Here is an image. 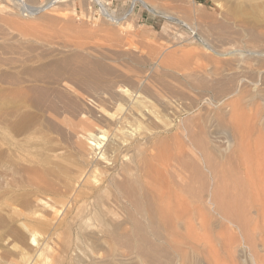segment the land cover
<instances>
[{"label":"rangeland","instance_id":"obj_1","mask_svg":"<svg viewBox=\"0 0 264 264\" xmlns=\"http://www.w3.org/2000/svg\"><path fill=\"white\" fill-rule=\"evenodd\" d=\"M2 1L5 3V5ZM14 1H16V0H13V2L11 0H1L4 7L8 8V6H10L8 8L9 11H8V9L6 10L8 13L11 11L10 9H12L13 11L15 10V11L12 13L10 12L11 13V14L9 13L10 15L5 12V16L2 14L4 17L2 15L0 16V17H2V22L0 20V63H2L4 61L2 64H0V71H1L0 72V78H1L0 79L1 80V82H0V84H1L0 90L1 91L0 92H3L5 94L6 92H4V91L8 90V95H6L7 93L5 94L6 97H5V95H3V93L2 94L0 93V96H2V97L4 96L5 98H7L6 100H5V98H2L4 100H2L0 98V113H2V112L4 113V110L8 111L7 113L5 112L4 114L3 113L0 114L1 115L0 118H2V120L5 118L4 121L6 122V124H5V122H3V124H5V127H4L3 124L1 123L2 120L0 119V264H149V263L155 264L156 260H157L156 261L157 264L159 263V261H160L159 264H163L162 262H164L166 264V260H165L166 258L165 257L169 258V260L167 259V261L172 260V262H173V263H171V261H170L167 264H174V263L177 264V262L174 261V257H171L172 255L174 256L173 251L169 248L161 247V246H163V245H160L162 243H160L159 241H155V238L152 236V235H155V233H162V232H163L162 234H167V233H165L166 230H164V228L161 225V223L159 222V218H158L159 210H164L167 207H165L166 203L163 204V201H161L160 205H158V202L160 201L158 195H160V194H156L158 196L157 197L154 193H150V192H152V190L147 189L149 186H150V189L153 188V192L157 193V190H159V191H161V193H165V195L168 193L170 194L169 195L170 198L168 197L169 199H167L168 201H170V203H167L168 205H166V206H169L170 209H169V207L167 210L165 209V213L168 212V210L170 211V212H168V213H170L169 218H171V216L173 217V219L172 218L170 219L171 220L170 222H171L174 230H176L175 229L176 224L174 222L176 220L175 216L179 212L182 213V217L186 213V211L189 212V215L192 214L191 216H189L188 214H187V216H186V214L184 215V217H185V218L183 217L184 220L185 221L187 220V222H185V224L183 223L184 220L180 215L181 213H179L177 215V216H179V218L177 217L176 222H179L180 225L178 223L177 225L179 226V228H178V226H176V228H178L179 233L181 231V233L185 235L187 233L186 232L187 228H186V230L182 229V228H184V227H182V225H184L185 227L187 225H189V227L191 229L192 228L191 226L193 223L192 220L195 219L196 217L198 219L200 218L199 221H201L203 219L201 221L203 223H204L207 216L210 217V219L207 217L209 220L207 219L206 226L209 222H211L208 224L209 225L208 227L204 226L205 224L203 226L201 223L197 224L196 221H198V219L197 220L195 219V221L193 220L194 223L197 224V225H194V223H193V230H197L196 229L197 227L199 229L196 231V232H198V234L196 232L193 234L192 233L193 230L192 229H191L192 231L190 230V232L194 235V237H196V235H198V236H200V237L197 236L199 238V240L202 241V239H203V241H204V240H206L205 238L207 236H211L214 243H211L212 240L210 241L208 239L209 238L208 237L207 241H204V242L208 246L210 244H213L212 247L209 248L210 246L208 247L206 244H204V242L201 243V241L197 240L198 238L196 239L193 237V235H191L190 237L191 238L193 237V238L190 239L189 241L186 239L187 240L186 245L188 248V246H189L188 244L190 242V247L193 246V248L191 247L192 250H190V251L192 252L195 249H197L196 255H195V251L192 252L194 254L193 255L188 250L190 248L187 249L186 247H184L183 249H187L185 251H189L190 255H192V258H193V256H194V258H195V256L198 257L197 259H199V260L201 258L200 262L202 261L201 262L202 264L203 263L205 264L207 262L206 259H209L208 261L212 262L213 259L217 260L216 258L219 257L220 250H222V248H220V246H223L224 251L222 250L221 252L223 253V252H225V250H226V252L227 251L228 252L225 254V256L222 253L220 254L219 259L224 256L223 257L224 260L221 258V260H222L221 263L227 264L228 262L230 263L231 261H233L230 264H250L249 260L252 261L251 258H253V257H251V254H252L251 251L254 249L253 254H252V256H253L254 253L256 252V249H257V248L255 249V245H256V243H258V242H255V240L258 241V237L256 236L257 235V232H256L257 213H256V210H255L256 208L254 207V205L250 204L251 201H250L248 194H247V186H245L246 184H244L243 179H244L245 173H246L245 169L249 166H250L251 170L254 169L256 171V169L258 170L259 168H261L262 171H264V157L263 158L260 157V156L264 155V148H263L264 147V143H263V140H264V130L263 129L264 128L260 124H258V122L255 123V121L257 119L254 120V122H253V119L250 120L251 116L254 119L256 116H258L257 114L260 113L261 105H262L260 100H258V98H256V97H255L256 99L253 98L254 100H250V97L256 93H254L255 90H253L252 86L249 84V80L252 78L254 79L256 77L255 76L256 74L254 75V73H252L253 70L251 72V71L244 70L242 68H238V70L237 69L235 70V68H233L231 71L234 70L237 72L236 75L239 78L238 80L240 81V78H241V80L243 78L242 81H244V82H242L241 85H244V86H242L243 88L237 87L238 89H241V90H238V92L235 95H233V94L227 95L229 90H226V88H225L226 86L224 88H222V91L224 89L223 93L222 92L216 93V91H214V89H210V90L209 89H202L199 87H194L192 85L187 86L186 84L188 81L183 80L182 79L183 77L181 76L184 71L180 72V70H182L183 67H185L182 63L183 61H185V60L189 61L190 59H192L191 62L194 63L192 67L198 68L196 70L202 71L203 70L202 66L204 65L203 68L205 70L204 71L205 74L207 73L208 76L213 75L212 72H214L215 67L217 66L216 69H218V68H220V66H223V64L221 63L222 64L221 65L218 63V65H216L217 63H214V65H213L210 60H208V63H207V60L204 58H202V60L203 61L205 60L206 62H203L201 59L199 61L197 60L198 61L197 62L195 58L197 57V55L199 57L201 55H203L204 51L201 53L202 50L198 49V46L195 45L193 42L196 41V39L198 40V38H200L204 41L206 40L205 42L206 43L208 42V44L212 43L211 44L212 46L214 43L213 47H216L218 45V44H216L217 43L216 41H218V42L220 41L219 45H221V47L218 45L216 48L222 49V48H224L223 44L226 47L230 46V42H227L228 39L226 40L227 37L225 35V29H226V31L228 29L231 31H237L238 30L237 26L242 25L243 22H247L248 24H250L254 28L261 29V30L264 29V6H263L264 3H262V5H259V6H261V8L259 9L260 11L258 12L259 14L257 15L258 18L257 17L255 18L254 16L249 15V12L246 13L245 11H243V9L241 7L242 5L240 4L241 1H238V0H228V1L227 0H155V1H153L152 0L153 2H155L154 4L151 5V7L153 8L152 12H149L146 9H142L140 7V5L137 4L133 10V13L130 14L131 17L130 16L125 17L123 19L124 21L120 20L119 22H117V24H114L111 21H108L106 19V17H104V18H103V16L98 17L99 14L94 13L93 8H92V11L90 13L92 15H89L87 12V3L83 0H65V2H64V0H60V2H59L60 6L58 5V2H57L56 4L58 6L56 4L53 5L54 7L51 8L52 10H50V8L42 9L41 11H39L40 13L39 12L37 14L35 13L32 16H29L30 13L27 12V10L24 9V7H22L21 5H20L21 6L20 7L18 5L19 3H17V1H16V3H14ZM52 1H55V0H50V1L49 0H31V1L25 0V2H27V3L29 2L28 4L27 3L26 4L32 6L31 8H33V9H35L34 8L35 4L36 5L38 4L37 6L35 5L36 8H39L40 6H41V8H42V6H43V8H45L46 4L48 5ZM103 2L106 3L108 6H111L112 10H115L116 14H120V15L126 14L129 10V8L131 7V0H103ZM169 5H171V6H169ZM12 6H13V8H12ZM16 10L18 13L16 12ZM13 13L15 14V17H16L15 18L13 16L15 18L13 20V22L15 24L14 23L10 24L9 21H11V20L8 21V19L10 18V16L12 18ZM162 13L166 14L167 16L168 15L171 17L174 16V18L172 17L171 21L166 20L165 18H163ZM126 19H128V21ZM68 20H69V22H68ZM5 21H7L9 24H7ZM51 22H53V24ZM123 22H125V23L128 22V23L123 25L122 24ZM184 22H186L188 25H190L189 27L193 29V31L195 32L196 35L192 34V32L187 27H185L183 25ZM51 24L54 26H52ZM112 24H114V25H112ZM47 25H49V26H47ZM250 25H248V26H250ZM216 26H217V28H216ZM218 28L219 29L221 28L222 30L220 29L221 30L220 31ZM2 30H3V33L1 32ZM214 30H216V31H214ZM217 32L219 33V35ZM38 36L39 37H42V36H44V37L48 36L49 37L50 36V38L51 37H53V38L52 39L48 38V39H50L48 42L47 38L46 39L39 38ZM30 37H34V38L36 37V40L34 38H33L34 39L33 40ZM54 38H55L56 42H58L60 40L62 41L63 39L67 42L68 41L70 42V40H71V42H70V44H72L71 46H74L73 45L74 41H76V42L78 41V42H80V44L84 43V45L82 44L83 50H87L86 48L90 47L92 49L93 48H96V50L98 49L97 51L98 52L100 51L101 53L102 52L104 53V51H107V52H105V53H107V55L108 54L112 55L113 53H115L116 55H121L125 59V60H122V62H124V63H122L120 59H118L119 61L117 59H115V60H117V63L116 62L114 63V64H116V66L121 67L124 64V66L122 68H127V67L129 68L130 63H131L130 68H132V64H133V66H136L135 64H138V67L141 66L143 68V71H145V73H144L145 78H148V77H150L151 79H153L152 77H157V78L160 77V79L163 78V80L161 81L162 82L161 84L164 83V85H166L168 82H170L171 84L170 83H168V84H170L173 87V89L175 88L174 89L175 91L174 90L171 91L172 88L169 90V92H172L171 96H174V94L180 96V97L177 96L178 98L174 96L173 97L174 100L178 101V99L180 98L179 99L180 102H182L184 104H186L187 102H190V103L193 102V103L197 104L196 105L197 107L195 106L196 109L194 108L195 110H193L192 113L177 116L174 119L173 128L169 129L167 131L168 133L166 132V130H164V131L158 132L156 136H153L154 140L152 139V142L154 141L155 142V143L153 142L154 145L160 147V150L164 153V157L166 159H167V157L172 158V160H171L172 165H173V163L175 164V162H177V159H178L177 153H180V151H181V150H179V148L182 149V147H184L183 152H185L186 155L183 152H181L180 158H182L181 156L184 155L183 156L184 158H182V160H183V162L187 161L188 162L187 164L189 166L191 165L190 166L191 168L189 167V169L191 171H192V168L194 167L193 172L196 173L198 180L196 178V182H195L194 179L196 176L194 173H193L194 175L191 176L192 172L188 171L189 170L188 168H187V171L185 168H184V170L181 169V171H179L180 169L175 167L176 170L177 169L178 170L176 171L177 173H174L175 170H173L172 166L167 164L168 166H171V170L170 169L168 170V168H170V167H168L167 169L165 168L167 170L166 171L164 169V167H166V165L164 163H167L166 162L167 160L165 158H163V156H162V159L163 160L165 159V160L163 161V163L162 162H160V163H162V166L164 165V167L159 168V166H158L159 162H156L155 164H158V165L155 166V164H154L155 168H153V162H155V161H152L153 159H151L149 157H146V159H145L144 153H142L140 155H141V158H142V156H144V158H142L143 159L142 162H143V165L144 164L145 165L143 166L141 163V165L143 167L141 165H139V167L137 166L136 168H134L135 170L131 169V171H130V173H132L131 176L126 175L122 171L121 165H124V164H121L119 161L116 162V164L112 165V167L109 166L107 168H103L102 166L101 167L99 166V167L91 168L93 171L91 170V172H90V168L88 167V165H86L84 157L82 155L72 151L71 147L67 143H64L61 141V138L58 134H56L54 132H53L54 134L52 133L49 125L47 124V121L45 123L46 118H45L44 114H42L41 112H38L37 110L30 107L29 105H26L25 104L26 102H18L15 105V103L13 104L12 101H9V97L14 98V96L13 97L11 96L12 93H10V92H13V91H10V89L13 90L14 87H12L11 85L9 87V85L7 84V82H8L7 80L9 79V76L7 78L6 75L11 76L15 73L13 75L12 79H15L17 75H18L17 78L20 75H21V77H23V79H24V77H26L24 80L21 77H19L18 79L21 78L20 80H22L24 83L26 80L27 83H25V84L30 85L29 83H31V82H29V80H30L29 75H27V73H25L23 71L20 72V70H22L23 67L24 68L27 67V69H30V68L32 69V67L34 66L33 69H35V68H37V66L39 67L40 65H42V63L40 61V58H42V57L45 58V59L42 58V60H43L42 62H43V64H45V62L48 63V61H51L52 59H56L57 57L61 58L62 56H67L70 53L72 54L73 47L69 46L68 49L65 50V51L70 50V51H68L69 53L65 52V51L63 52L62 50L64 48L65 49L67 48V47L62 45L64 40L62 41V44H60L61 41H60V43L58 42L59 44L58 43L56 44V42L54 41ZM136 38H138L139 40ZM191 38H193V39H191ZM37 39L38 40L42 39L41 40L42 42L40 40L38 42ZM236 39H237V36L232 37L233 41ZM28 40H31V41L28 42ZM43 40L46 42H44ZM52 40H53L54 44L57 45V47H56L57 51H55L56 45L53 44ZM72 40H74V41L72 42ZM160 40H161V42H160ZM223 40H226V42L229 45L225 44L226 42ZM25 42H26V44H24ZM32 42H34V43H32ZM50 42H52V43H50ZM234 42L237 44L240 43L238 40H236ZM35 43L36 44L38 43L39 45H35ZM87 43H88V45H87ZM30 44H32V45L30 46ZM47 44L49 46L51 45V47H49V46L45 47ZM80 44H78V45H80ZM186 44L188 45V47ZM237 44H235V45L238 47H239V45H241V43L239 45H237ZM6 45L8 46V49L5 47ZM58 45L59 46L62 45L61 49H59L60 47ZM24 46H25L26 50L29 51V52H26L27 56H26V54H24L26 51V50H24L25 49ZM32 46L36 47L35 52H34V50H33L34 48ZM38 46L41 49V51L46 50L48 53V56L51 53L50 54L51 57L54 54L57 57H55V55H54V58L53 57L51 58L50 56L47 57V55H45V54L39 55V53H43L44 51L41 52L39 50L40 52H38L37 51L39 49ZM40 46H42V47H40ZM169 46H171V47H169ZM20 47H22V48H20ZM31 47L33 48L32 49L33 52L35 54H37L38 56H40V57H38L36 55L39 58V60L37 58V61H35L36 57L33 55H30L32 53ZM9 48H10V50H9ZM11 48H12V50H11ZM51 48H54V49L51 50ZM90 48H88V49H90ZM58 49L60 50V52ZM99 49H101L102 51ZM166 49H167V51H169L168 53H167V51H165ZM162 51L164 54L162 53ZM182 51H184V52H182ZM11 52H13V54H11ZM15 52L18 54H23L24 57H22L23 55L21 57H20V55L18 56V54H16ZM52 52H53V54H52ZM8 53L12 57H10ZM14 53L16 54V56ZM34 53H32V54H34ZM44 53H46V52H44ZM161 53L163 54V57H162ZM195 54H196V57H195ZM41 55H43V56H41ZM127 56H128V58H127ZM191 57H193V58H191ZM6 58H8V59L10 58V60L8 61V59L6 60ZM13 58H15V60H13ZM19 58H21V59L25 58V60L24 59L21 60ZM162 58H164V59H162ZM48 59H50V60H48ZM155 59H157L160 66H162L160 69V73L161 72L164 74L167 73V76H165L164 74H161V76H160L159 75L160 73L159 74L156 73L159 76L158 75L156 76V74L154 76L153 75L151 76V73L148 72L150 62L152 63V62L156 61ZM11 60H13V62ZM23 60H24V62L25 61L26 62L24 63ZM178 61H180L181 63H179ZM195 61L198 64L196 63V65H195ZM15 62H16V64H13ZM21 62H22V64H20ZM29 62H30V64H29ZM33 62L35 64L37 62H39L40 65L39 64L35 65V64H33ZM126 62H128V65H126L127 64ZM172 62H173V64H171ZM8 63H9V65H8ZM118 63L119 64L122 63V64L118 65ZM209 63L211 64V66L208 65ZM253 64L256 65L254 62H252L251 65L253 66ZM29 65L30 66L32 65V66L30 67ZM17 66H18V69H17ZM176 66H178L179 68L181 67V68L178 70L176 68ZM200 66H201V69H199ZM7 67H10V68L7 69ZM28 67H30V68H28ZM205 67L207 69H205ZM11 68L13 70H11ZM173 68L175 71L173 70ZM221 68L224 69L223 67H221ZM239 69H241L240 72H239ZM5 71L7 74L5 73ZM172 72H176V74L174 73L175 74L174 75ZM217 72H223V70L218 69ZM16 73H18V74H16ZM177 73L179 75H177ZM238 73H239V75H238ZM22 74H25L27 76H23ZM1 75H5L4 76V78H6L5 84H4L5 80ZM162 75L165 77H163ZM171 75H172V77H171ZM173 76H174L173 80L169 79L170 77L173 78ZM240 76H242V77H240ZM180 78H181V80H180ZM27 79H28V81H27ZM169 80H172V81H169ZM180 81L182 84L180 83ZM185 81H187V82L185 83ZM175 82H177L178 85ZM31 85H32V83H31ZM180 85H182V86H180ZM178 87H180V88L177 90ZM181 87H183V88H181ZM262 87H264V86H261V87L259 86V88H262ZM6 88H8V89H6ZM180 89H182L184 91V93L186 92L187 94H184L182 92V90H180ZM163 91H164V89H163ZM176 91H177V93H176ZM252 91H253V94H251ZM178 92L179 93L182 92V93L179 95ZM224 93H226V94H224ZM224 95H226V96H224ZM2 101L5 103L1 104ZM10 103H12V104L10 105ZM240 103H242V104L240 105ZM22 104L25 105V108L23 107L24 105H22ZM218 104H220V105H218ZM256 106L258 107V109H260L259 111L256 110L257 109ZM5 107H7V108H5ZM15 107L22 109L21 112H20V109L16 110V112L19 111V113L17 115L14 114V112H15L14 108ZM28 109H30V110H28ZM1 110H3V111H1ZM12 112L16 117L12 114ZM28 112H31V115L33 113L38 114L37 117L34 114H33L34 117H33V115L31 116L34 119L36 118L34 121L30 117V113L28 114ZM233 112L236 113L240 117H238L236 114H232ZM8 113H11V115ZM26 113L28 114L27 116H26ZM230 113L232 116L230 115ZM20 114H23V116H25V118L30 117V119H25L21 115L24 118V119H22V117L19 116ZM197 114H199V117ZM253 114H255V115H253ZM3 115H4V118L2 117ZM5 115L9 116V118L5 117ZM39 115L41 117H39ZM233 115H234V118L236 116V119L237 120L239 119L240 122L235 120L233 118ZM11 116L13 118H10ZM220 116H222V117L224 116L225 121H223L224 117L222 118ZM217 117H219L221 119H219V118L217 119ZM37 118H38V120H37ZM205 118H207V120L209 121V125L211 126L210 129L206 128L208 130V132L206 130V132H207L206 133L207 136H205L206 139L203 137L206 150L204 149L202 153L205 155H207V153H208L206 160L211 159L207 163L204 162L205 159L203 160V162H204L203 163L201 160L202 158L201 159L198 158L199 152H196L197 149L194 148L195 150H193V147L189 146V148L192 149V150L190 149L191 153H193L192 151H195L193 154V156H195V157H192V154H189L190 150L186 149L188 147V145L186 143L188 142L190 145V143H191L190 140L192 137L196 138V136H197V138H199L198 136H201L199 133L197 135L193 134V133L199 132V128H198V130H196L197 129L196 126L197 127L202 126L203 121H201V120H203ZM228 118L230 121L233 119L234 120V121L232 120L233 123L235 121H236V123H238V132L236 133L235 140L234 141L231 140V142L229 143V146L226 148H223V146L224 147L226 146L225 145L226 144L225 143L226 136H228V134L230 135V132H228L230 130V128H229L230 124H229ZM246 118L249 119L250 121L247 120ZM10 119L11 120L16 119V121H19V122L23 121V120L24 121L26 120L27 123H28L27 120H29V122L30 121L31 122L29 124H24V121L20 122L19 124H18V122H16V124H18V126H17L15 124V121H13V123L17 127V129H16V127L12 129L11 127H14V126L11 125V127H9V124H7L8 122L12 123V121H10ZM215 119H216V121L214 122ZM226 119L228 121L227 123H226ZM218 120L221 121L220 123H222V122L226 123L224 126H226L225 128L227 130L229 129L227 131L228 133L223 132L226 135H224L222 132L221 133L219 132V131H221L219 128H221L222 126L219 127L220 123ZM40 122H42V123L44 122L45 125L40 123ZM178 123H181V124H178ZM194 124H196L195 127H194ZM216 124L218 125V127L214 128V126H216ZM257 124H258V128H257ZM23 125L25 126V129H22V128H24ZM40 125H41V128H39ZM180 125H183V126H180ZM186 125L188 126L189 129L191 127L193 129L195 128L194 130H196V131H194L192 128L189 130L186 127ZM190 125H191V127H190ZM244 125H245V127L247 126L246 129L244 127H242ZM253 125L256 128V130L254 128L251 130ZM1 126L3 127V129ZM250 126H251V128H250ZM19 127H22L21 128L22 130ZM7 128H8V131H7ZM43 128L44 129L46 128V130H44ZM182 128H183V132L180 131V130H182ZM223 128L224 127H222L221 129H223ZM261 128H262L261 133L263 132L262 134L260 133V130H259ZM39 129L42 132H40ZM175 129L177 131H179V133L175 132L176 131ZM216 129H218L219 131ZM5 130H6V133H5ZM12 130L14 132H12ZM17 130H18V132H17ZM214 130H215V132H214ZM243 130H244V133H243ZM247 130L249 132L252 131L253 134H252V132L248 133ZM192 131H193V133H191ZM210 131H213V133L211 132L213 136L211 135V133H209ZM224 131H225V129H224ZM254 132H255V134H254ZM256 132L258 134H256ZM44 133H46V134H44ZM142 133L143 134L144 133L149 134L148 131H144V130L142 131ZM241 134L243 137L247 136L248 137L247 139H250V141H249L250 143L245 142L247 139L245 137L243 139V137L240 136ZM251 134H252V136L260 135L257 137L258 138L263 137V139L262 140H261V138H259L260 140L256 139L257 137H255V136L252 137ZM228 137L230 138V136H228ZM171 138L172 139L175 138L178 140L173 141ZM179 138L183 142H181ZM160 139L164 143L167 142L166 143L167 146H169V144H171L173 147L171 145L170 146L173 149V151L171 152L170 146H169V149H167V147L161 143L163 145V148L165 146V148L168 150L167 152L168 153L170 152L169 154L167 152L165 153L163 150L166 151V149L165 148L163 150L161 149L162 145L160 146V142H159V141H161ZM188 139H190V140H188ZM239 139H241V140H239ZM185 140L187 142H185ZM212 140H213V143L215 142L214 143L215 146H214V144H212ZM256 140H259V142ZM179 141H180V143H179ZM206 142H208V144H206ZM217 142H218L219 147L216 146ZM239 142L241 144L240 146L238 144ZM254 142L257 145L254 144ZM173 143L175 145H173ZM182 143H184V146L182 145ZM178 144L180 147L176 146ZM248 144H250V145H248ZM261 144H263V145H261ZM208 145L210 146V148ZM255 145H256V147H255ZM258 145L259 146L261 145L260 147H262V148H259ZM15 146H18V147L16 148ZM174 146H176L177 149H175L176 147H174ZM212 146H214V147H212ZM220 146H222V148ZM241 146H242V148H240ZM216 147H217V149L218 148L219 149L218 150L214 149ZM227 148H228V150H227ZM24 149H26V150H24ZM185 149L188 150L189 153H187L188 151H185ZM222 149H224V150H222ZM225 149L227 150V153H226ZM262 149H263V151L261 152ZM175 150L176 151L179 150V152L176 153ZM212 150H214V151L216 150V151L214 152ZM220 150L223 151V153ZM71 152H73V153H71ZM173 152H174V155H172V156L175 157V153L177 155L176 156L177 159L175 160V162L173 160L174 157L171 156V153H173ZM259 152H260V154H259ZM195 153H197V154H195ZM221 153L224 155H221ZM255 153H256V156H255ZM257 153L260 156H257L258 155ZM217 154L221 155V156H216ZM188 155H190L192 158ZM81 156H82V158H81ZM186 156L189 159H187ZM220 157H222V158H220ZM257 157L259 159L262 158L263 159V160L261 159L262 162ZM185 158H186V160H185ZM195 158L196 159L198 158L199 161H197ZM148 159H151L152 163ZM145 160H147V161H145ZM155 160H156V158H155ZM159 160L157 159V161H159ZM192 160H193V162L195 161L196 163L195 162L192 163ZM256 160H259V161L255 162ZM146 162H149V164L151 163L150 164L151 166L150 165L148 166L147 165L148 163L146 164ZM171 162H169V163H171ZM198 162L201 164L203 163L204 165L203 164L201 165ZM210 162H213V163H210ZM258 162H259V164H258ZM260 162L262 164H260ZM117 163H118V165H117ZM197 163H198V165H197ZM208 163H209L210 167L208 166ZM187 164H186V167H188ZM192 164H194L195 166ZM211 164H213L212 167H211ZM256 164L260 165L261 167L260 166L257 167ZM175 165H173V167ZM157 166H158V169H157ZM162 166H160V167H162ZM196 166H199L200 170L196 169V168H199ZM204 166L205 167L207 166V167L201 169V167H204ZM147 167H149V168H147ZM98 168H100V169H98ZM144 168L149 169V171L148 170L145 171ZM152 168L155 169V171H156V169L159 170L158 173L161 170V173H159L160 176H163V172H164L163 170H165L166 172H164V173L168 174V178L172 175L174 176V178H173V176H172V178L175 180V182L172 183L171 177L167 181V175L164 178V176H165V174H164V176L162 177V180L161 181L158 180L159 183L157 181V184H156V185H158V187L163 186L162 187L163 190H161L162 188L156 189L157 187L154 184V183H156V182H154L156 180L153 179L154 178L153 176L151 178H149L152 175V173H150V170L153 171ZM207 168L210 169L211 171L214 168H218V169L216 171L213 170L214 172L213 171L211 172L210 170H206V172H204L205 169H207ZM95 169H97V171H95ZM119 169L121 170V171H119V173L121 172L120 174L118 173ZM139 169H142L141 170L143 173L142 176H141V171ZM195 169L197 172L195 171ZM110 170H113V171H111V173H110ZM108 171H109L110 175L108 174ZM132 171L136 172V173L134 174ZM171 171H173V172L171 173ZM182 171H183L185 178L183 177V174L181 173ZM185 171L187 172V176L189 178L191 176V180L185 175L186 174ZM104 172H106L107 174ZM139 172H140V174H139ZM144 172H147L145 174L146 179H143V178L141 179V177L145 178ZM167 172H169V173H167ZM188 172H190V173H188ZM198 172H200V173L198 174ZM170 173L172 175L169 176ZM201 173L205 174V176ZM253 173H255V172H253ZM104 174H106V175H104ZM123 174H125V175H123ZM133 174L136 176H133ZM176 174H177V176H175ZM178 174H181V175L178 176ZM188 174H190V176ZM122 176H123V178L125 176V179H123ZM132 176L134 178H136L137 180L139 179L138 180L139 182H137L136 180L134 181V179H133V181L131 179V181H132V183L133 182L136 183L135 185H138V187H139L138 191L144 192V194L143 193L141 194V192L140 193L138 192V193L143 198L142 203L144 201L145 208H146V206H148L150 208V209H145L146 213L145 214L142 213V215L140 214L141 216H139V214H137V212L134 211V208L132 206L133 204L130 203V202H132L131 201L132 197L129 196V194L127 196L125 195L126 193H128L127 192L128 189L126 187V186H128V184H124V182L128 183L130 177L133 178ZM147 176H149L148 179L150 181V182L148 181V184H147L148 186L145 185V181L148 180ZM180 176H181V178H184L183 180L185 181V182L184 181L181 182V180H180V182L182 184L179 181H177L178 179H180ZM206 177H208V178L206 179ZM212 177L214 178V180ZM192 178L194 181L193 186H192L193 183L191 182ZM79 179H80V181H79ZM113 179H115L117 182L114 180L111 183V180H113ZM126 179H128V180H126ZM164 179H166V181ZM97 180H99V181H97ZM122 180H124V181H122ZM163 180H164V184H161V182H163ZM120 181H122V182H120ZM169 181H170V183H169ZM188 181H190L191 185L189 183H187ZM176 182L178 183V186H179V184H181L180 186H183L184 183H186L188 185L185 186L186 185L185 184L183 186L184 189L182 187H178V190H177V188H176L177 185L174 186L176 184ZM151 183L153 184L152 186H151ZM167 183L169 186L167 185ZM111 184H112V186H111ZM122 184H124V185H122ZM141 184L144 185V187L146 189L144 187L141 188L140 187ZM195 184H196V186H195ZM159 185H161V186H159ZM166 185L170 188L172 187L170 189L171 192H170V190H169V192H167L169 188ZM208 185H209V187H208ZM229 185H230V187H229ZM115 186H118L117 190H116ZM122 186L126 187L127 190L125 191V188H123ZM153 186L156 188H154ZM173 186L175 187L174 189H173ZM187 187H188V190L192 189L191 193H190V190L189 191L187 190V193H186L185 189H187ZM104 188H106V189H104ZM107 188H108V191H107ZM180 188H182L183 190ZM193 188H195V189H193ZM209 188L212 190H210ZM118 189L121 191H118ZM172 190H174V191H172ZM180 190L182 192L184 191V193H182V192L180 193ZM175 191L176 192L179 191L178 194ZM102 192H104V194ZM119 192L120 193L123 192L122 193L123 195L122 194L118 195ZM188 193H190V194H188ZM192 193H193V195L195 194L194 197H193ZM204 193H206V195ZM208 193H210L211 195H209ZM227 193H228V195H227ZM145 194H146V196H145ZM152 194H154V196H152ZM187 194L192 196L193 201L190 199L191 196L188 197ZM202 194H204L205 198L207 196V198L209 197L210 199L206 198L207 200L204 201L205 198L203 199ZM96 195L98 196L97 198H96ZM172 195H173V197L175 196L177 199L175 197L174 198L176 200L173 199ZM177 195H179V196H177ZM183 195H184V198H185L184 200L186 201V203L189 200L187 204L185 203L186 205H183L185 202L184 200H183L184 202L182 203ZM199 195L200 196L202 195L201 198ZM118 196H119V198H118ZM120 196H122V198H124V196H125V198L128 199L129 201L125 200V202H124V200ZM149 196L150 197L156 196V198L159 201L156 198L155 199L149 198ZM180 196H181V199L178 198ZM218 196H220V198H222L221 202H219L220 199L218 198ZM224 196H226V197H224ZM233 197H235V198L233 199ZM224 198H225V200H224ZM145 199H147V201L148 200L150 201V206ZM150 199H152L153 203L151 202ZM120 200H122L124 203L120 202ZM156 200H157V204L155 203ZM167 200L164 199V202H168ZM177 200H178V202H176L174 204L177 205L176 207L178 209H176L175 205L172 203V202H175ZM210 200L212 201V203ZM202 202L204 205L202 204ZM216 202H218V203L216 204ZM228 202H229V204H228ZM128 203H130L131 205ZM144 203H143V206H144ZM178 203H180V205H183V206L179 207ZM191 203H192V205H191ZM205 203L207 205H209V204L210 205L206 206ZM213 203L216 205L219 204L218 205L219 207L224 208L225 210H223L221 208L223 213H222L221 209L218 208V206L216 208L215 207L216 205H213ZM151 204H153V208H151L152 207ZM162 204L164 207H162ZM188 204H189V206H187ZM194 204H196V205H194ZM223 204H224V206H223ZM240 204H243V206ZM172 205L174 207H172ZM158 206H159V208L161 206V209L157 208ZM192 206H193V209L191 208ZM201 206H202V208H201ZM205 206H206L207 210H206ZM210 206L213 209H210ZM188 207H189V209H188ZM194 207L201 209L204 212L206 211L210 215L208 213H205V214L201 213L200 215L203 217H200L198 214L200 213L201 210L194 209ZM225 207H227V208H225ZM241 207H243V208L241 209ZM181 208L182 209L184 208L186 210H184V209L182 210ZM248 208L250 209L251 212L249 211ZM251 208H253V209H251ZM151 209L154 210V212H155V213L151 212L153 214V216L156 215L155 217H153L154 221L156 220V225H155V222H153V220H152L153 219L152 214L148 213V212H150L148 210H151ZM155 209L156 210L158 209V210L156 211ZM173 209H175V210L181 209V211L180 210H179V212L176 211L177 214H174L175 210H173ZM217 209H219L220 211L219 210L218 211L221 213H219L217 211ZM228 209L231 211V214L233 215V213H234V215L236 217L234 215L232 216L228 212L229 211ZM189 210H191V211H189ZM193 210H195V212H198L197 214L195 213V217H193V215H194ZM215 210L217 211L218 214L216 213ZM254 210H255V212H254ZM182 211L183 212L185 211V213L183 214ZM209 211L212 213H210ZM213 211H215V212H213ZM245 211L246 212L248 211V213L244 214ZM242 212H243V215H242ZM224 213H227L226 217H225ZM129 214L132 217H134V216L137 217V219H139L138 221L140 224H138V221L135 220V217L132 218L131 216H129ZM132 214H134V215H132ZM146 214L148 216H144V220L143 219L141 220V217H143V215H146ZM219 214L220 215L223 214V215L220 216ZM239 214H241V216L243 218H241ZM149 215H151V216L149 217ZM237 215H239V216L237 217ZM244 215H245V217H244ZM222 216L224 218H222ZM231 216L233 217L232 220H231ZM246 216H249V217H247V219H245ZM255 216H256V218H255ZM191 217H193V218H191ZM219 217H221V218L218 219ZM149 218L151 219V221L149 220ZM180 218H182V219H180ZM188 218H190L191 220ZM234 219L235 220L237 219V220L235 221ZM250 219H251V221H250ZM131 220H133V222H131ZM134 220H135V222H134ZM147 220H149L152 223H150L149 221L147 222ZM172 220L174 223L172 222ZM225 220H227V221L229 220V221L226 222ZM241 220H244V222H242ZM245 220L247 222V225H246ZM248 220L250 221V223H248L249 222ZM180 221H182V222H180ZM222 221H223V223H221ZM232 221H234V222H232ZM254 221H256V222L254 223ZM236 222H240L241 224L244 223V224H242V229L244 227H246L245 229H248L249 232H251V230H253V231L250 234L248 231L246 232V230H244V229L243 230L241 229V231L236 229V226H235ZM142 223L145 226L141 225ZM153 223H154V225H153ZM233 223H235V225H233ZM133 224H134V226H133ZM136 224H138V226L140 227L138 229L139 230L138 235H140L141 237H142V235H144V238L145 237L148 238L151 236L152 238L150 237L149 239H151V242H154L153 245H149L146 242L144 243V241H142V243L139 242V243H141V244H139L138 241H136V238L133 237L135 232H136V229H135ZM150 224L153 226V228L155 230L151 228L152 226ZM230 224H232V225H230ZM249 224H251V225L249 226ZM140 225L142 227H144V229ZM159 225L161 228L159 227ZM199 225L202 226V227L200 226L201 229L199 228ZM221 225H222V227H221ZM149 226H150V228H149ZM229 226H230V229H229ZM146 227H147V229H146ZM205 227H206V229L209 228V230L202 229ZM249 227H251V230ZM158 228L161 229V231L158 230ZM141 230H143L142 231L143 234H141ZM178 230H176L175 232H178ZM204 230L209 232L210 235L208 234L206 236L207 233ZM133 231H134V234H133ZM152 231H153V233H152ZM214 231H215V233H214ZM239 231L242 234V236H240L241 234L239 235V233H238ZM244 231H245V233H244ZM202 232H204L203 234L205 237L203 236V234H201ZM150 233H152V234H150ZM211 233H212V235H211ZM231 233L234 235H232ZM229 235L232 237H230ZM239 236L241 238H239V240H238ZM201 237H204V238H201ZM211 237H210V239H211ZM128 238H129V241L132 238V241L134 243L132 241L129 242L127 240ZM230 238L233 240H231ZM244 238H245V240H247L249 242L251 241L252 238H254V239H252L253 241H251L250 243L249 242L245 243V240H242ZM246 238H249V239H246ZM152 239H153V241H152ZM188 239H189V237H188ZM193 239H195L196 242H194ZM208 240L210 241V244L208 243L209 242ZM197 241L201 243V244H198L199 246L197 244H196L197 246L195 245V243H198ZM233 241H235L234 242L235 246H233L234 245ZM191 242L194 244H191ZM229 242H230L231 246L229 245ZM240 242H242V243H240ZM222 243H224V244H222ZM248 243H249V245H248ZM251 243H252V245H251ZM127 244H128V246H127ZM132 244H134V245H132ZM136 244H137V246H136ZM145 244H147V246ZM244 244H245L246 248L244 247ZM227 245H229V247ZM224 246L227 249H225ZM241 246L244 248H241ZM204 247H206V248L204 249ZM238 247L241 248L240 250H244V251H242V254L240 253V250ZM251 247H254V248H251ZM129 248H131L133 251ZM202 248H203L204 252L200 251ZM219 248H220V250H219ZM248 248H250L251 250H249ZM166 249H167L168 253H167V251H165ZM208 249H209V251L210 250L212 251V249H217L218 250V251L216 250L217 252L215 250H213L212 253L215 251L216 253L214 252L213 256H215L216 254H218V255H216V257L211 256L212 258H210L209 255H211L212 253L210 254L208 252ZM140 250L144 251V253L142 252V254L141 253L139 254L138 252H141ZM169 250H170V252H169ZM205 250L208 253H206ZM230 250H232V252ZM247 250L249 252H247ZM164 251L166 253L163 254L162 252H164ZM229 251H230L231 255H229ZM149 252H151V253H149ZM159 252L161 254H159ZM197 252L202 257H200L197 254ZM169 253L170 254L172 253V254L170 255ZM205 253H206V255L209 254V255H207L208 258L206 257ZM143 254L147 255L145 259H144L145 256L142 257ZM167 254H168V256H167ZM236 254H238L239 256L234 258V256H236ZM157 255L161 256V258H159V256H157ZM150 257L152 258L153 261L151 260ZM155 257H156V259H155ZM163 258H165V259L163 260ZM238 258H239V260H238ZM146 260H148L149 262ZM221 260H217L216 262L218 263V261L220 262ZM146 262H148V263H146ZM213 262H215V261H213ZM221 263H219V264H221Z\"/></svg>","mask_w":264,"mask_h":264},{"label":"bare ground","instance_id":"obj_2","mask_svg":"<svg viewBox=\"0 0 264 264\" xmlns=\"http://www.w3.org/2000/svg\"><path fill=\"white\" fill-rule=\"evenodd\" d=\"M12 2H13V0H11ZM17 1V3H19L18 5L20 6H22V7H24V9H26L27 10V12H29L30 13V15L29 16H32V15H34L35 13L37 14L39 11H41L42 9H46V8H50V10H52L51 8L52 7H54L53 5H55L57 2H58V5H59V2H60V0H55V1H52V2H48L49 4L47 5L46 4V7L45 8H43V6H42V8H41V6L39 7V8H36V6L38 5H34V8L35 9H33V8H31L32 6H30V5H27L28 3L27 2H25V0H16ZM16 1H14V3H16ZM28 1V0H27ZM31 1V0H30ZM50 1V0H49ZM84 1V0H83ZM152 3H151V2ZM153 1H155V0H153ZM152 0H131V7L129 8V10H128V16H130L131 17V15L130 14H132L133 13V10H134V8H135V6L137 5V4H139L140 5V7L142 8V9H146V10H148L149 12H152V7H151V5L152 4H154L155 2H153ZM228 1V0H227ZM238 1H241L240 2V4L242 5L241 7H242V9H243V11H245L246 13L247 12H249V15H252V16H254L255 18L257 17L258 18V12L260 11L259 9L261 8V6H259V5H262V3H264V0H238ZM3 2V1H2ZM2 2H1V0H0V16L3 14L4 16H5V12L6 13H8L6 10L10 7V6H8V8L7 7H4L3 6V4H2ZM37 2V1H36ZM35 2V3H36ZM64 2H65V0H64ZM82 2V1H81ZM4 3V2H3ZM13 3V4H14ZM27 3V4H26ZM259 3V4H258ZM2 4V5H1ZM157 4V3H156ZM4 5H5V3H4ZM17 5V6H18ZM45 5V4H44ZM57 5V4H56ZM57 5V6H58ZM178 5V4H177ZM182 5V4H181ZM16 6V5H15ZM20 6V7H21ZM60 6V5H59ZM154 6V5H153ZM169 6H171V5H169ZM263 6H264V4H263ZM12 8H13V6H12ZM170 8V7H169ZM19 9V8H18ZM11 11V13L12 12H14L12 9H10ZM20 10V9H19ZM57 10V9H56ZM165 10V9H164ZM175 10V9H174ZM8 11H9V9H8ZM154 11V10H153ZM9 12V13H10ZM16 12H17V10H16ZM15 12V13H16ZM26 12V11H25ZM160 12V11H159ZM163 12V11H162ZM8 13V14H9ZM10 13V14H11ZM18 13V12H17ZM40 13V12H39ZM85 13V12H84ZM7 14V15H8ZM9 14V15H10ZM156 14V13H155ZM262 14V13H261ZM2 15V16H3ZM8 15V16H9ZM87 15V14H86ZM89 15H92V14H89ZM162 15H163V18H165L166 20H169V21H171L172 20V17L174 18V16H167L166 14H163L162 13ZM171 15V14H170ZM3 16V17H4ZM15 17V14L13 13V15H12V18H11V16H10V18L8 19V21L9 20H11V21H9L10 22V24L11 23H14L13 22V20L16 18H14ZM17 16V15H16ZM22 16V15H21ZM25 16V15H24ZM102 17L101 15H98V17ZM128 16H126V17H128ZM7 17V16H6ZM28 17V16H27ZM178 17V16H177ZM1 19V22H2V17H0ZM8 18V17H7ZM104 18V17H103ZM5 19V18H4ZM130 19V18H129ZM186 19V18H185ZM241 19V18H240ZM6 20V19H5ZM127 21H128V19H126ZM175 20V19H174ZM124 21V20H123ZM130 21V20H129ZM4 22V21H3ZM7 24H9L7 21H5ZM68 22H69V20H68ZM102 22V21H101ZM119 22V21H118ZM5 23V24H6ZM52 24H53V22H51ZM126 23H128V22H126ZM125 22H123L122 24L123 25H125L126 24ZM15 24V23H14ZM51 24V25H52ZM114 24H117V23H114ZM114 24H112V25H114ZM191 24V23H190ZM50 25V24H49ZM49 25H47V26H49ZM121 25V24H120ZM183 25L185 26V27H187L191 32H192V34H194V35H196L195 34V32L193 31V29L192 28H190L189 26L190 25H188L186 22H184L183 23ZM248 25H250V24H248L247 22H243V24L242 25H238L237 27H238V30L237 31H231V30H227L226 31V29H225V35H226V40L228 39V41L227 42H230V46H228V47H226L222 42V44H223V46H224V48H219V49H217L216 47L219 45V43H220V41L218 42V41H216L215 43L216 44H218L216 47H213L214 46V43H213V46L209 43L208 44V42L206 43L204 40H202V39H200V38H198V40L196 39V41H194L193 43L195 44V45H197L198 46V49H201L202 51H201V53L204 51V54L203 55H201L200 57L197 55V57H196V54H195V59H196V61L198 60H202V58H204V59H206L207 60V63H208V60H210L211 61V63L214 65V63H217L216 65H218V63L219 64H223V66H220V68H218V69H221V70H223V72H217L218 71V69H216L217 68V66L215 67V70H214V72H212L213 73V75H211V76H208L207 75V73L205 74V70H204V68H203V66H202V71L201 70H196V69H198V68H194V67H192L193 66V64L194 63H192L191 61H192V59H190L189 61L188 60H185V61H183L182 63H183V65L185 66V67H183V69L182 70H180V72H182V71H184L183 73H182V79L183 80H187V81H185V83L187 82V86L188 85H192V86H194V87H199V88H202V89H214V91H216V93L217 92H222L223 93V91H224V89H223V91H222V88H224L225 86V88H226V90H229V92H228V94L227 95H230V94H233V95H235L237 92H238V90H241V89H238L239 87L241 88L242 86H244V85H241L242 84V82H244V81H242L243 80V78H242V80H241V78H240V81L238 80L239 78L237 77V75H236V71H231L233 68H235V70L237 69L238 70V68H242V69H244V70H247V71H251L252 72V70H253V72L252 73H254V75L256 76L254 79L252 78V79H250L249 80V84L252 86V89L253 90H255V92L254 93H256V94H253V91H252V93L251 94H253L251 97H250V100H254L253 98H258V100H260V102L262 103V105H261V110L260 109H258V107H257V111H259L260 110V113L259 114H257L258 116H254L255 117V119L251 116V118H250V120L251 119H253V122H254V120H256L255 121V123L256 122H258V124H260L263 128H264V87H262V88H259V86L261 87V86H264V29H257V28H254V27H252L251 25V27L250 26H248ZM52 26H54V25H52ZM221 27V26H220ZM50 28V27H49ZM53 28V27H52ZM115 28V27H114ZM216 28H217V26H216ZM222 28V27H221ZM220 28V29H221ZM126 29V28H125ZM214 29V28H213ZM219 29V28H218ZM219 29V30H220ZM223 29V28H222ZM221 29V30H222ZM52 30V29H51ZM220 30V31H221ZM213 31V30H212ZM214 31H216V30H214ZM2 33H3V30L1 31ZM1 33V34H2ZM216 33V32H215ZM218 33V32H217ZM142 34V33H141ZM218 35H219V33H218ZM128 36V35H127ZM130 36V35H129ZM237 36V39L236 40H238L240 43H241V45H239V44H237V43H235L234 41H236V40H232V37H236ZM39 37V36H38ZM37 37V38H38ZM55 37V36H54ZM132 37V36H131ZM199 37V36H198ZM31 39H33L34 37H30ZM39 38H44V39H48V38H50V36L48 37V36H46V37H44V36H42V37H39ZM53 37H51L50 39H52ZM59 38V37H58ZM129 38V37H128ZM133 38V37H132ZM35 40H36V37L34 38ZM33 39V40H34ZM50 39H48L47 41L49 42V40ZM63 39V38H62ZM67 39V38H66ZM134 39V38H133ZM136 39H138V38H136ZM191 39H193V38H191ZM195 39V38H194ZM38 40V39H37ZM40 40V39H39ZM39 40H38V42H39ZM42 40V39H41ZM40 40V41H41ZM57 40V39H56ZM64 40V39H63ZM62 40V41H63ZM70 40V39H69ZM130 40V39H129ZM139 40V39H138ZM187 40V39H186ZM226 40H223V41H225L226 42ZM23 41V40H22ZM31 40H28V42H30ZM44 41V40H43ZM54 41H55V38H54ZM61 41V40H60ZM60 41H58L59 43H60ZM62 41H61V43L60 44H62ZM74 40H72V42H73ZM103 41V40H102ZM112 41V40H111ZM133 41V40H132ZM163 41V40H162ZM222 41V40H221ZM24 42V41H23ZM35 42V41H34ZM34 42H32V43H34ZM42 42V41H41ZM44 42H46V41H44ZM43 42V43H44ZM52 42H53V40H52ZM52 42H50V43H52ZM56 42V41H55ZM58 42H56V44L58 43ZM69 42V41H68ZM67 41H65L64 40V42H63V46H65V47H67L66 49L64 48L62 51L64 52L65 50H67L68 49V47L69 46H71L72 44H70V42H71V40H70V42L68 43ZM76 41H74V46H71V47H73V49H72V54L70 53L69 55H67V56H62L61 58H59V57H57L55 54V57H57L56 59H52L51 61H48V63H46L45 62V64H43V60H42V58H40V61H41V63H42V65H40L39 64V62H37L36 64H39L40 66L38 67L37 66V68H35V69H33L34 68V66L32 67V69L30 68V67H28V68H30V69H27V67L26 68H22V70H20V72H25V73H27V75H29V78H30V80H29V82H31L32 83V85H31V83H29L30 85H27V84H25V83H27L26 82V80H25V83L22 81V80H20L21 78L23 79V77H21V75L19 76V77H21L20 79H18L17 78V76H16V78L15 79H12L13 78V75L15 74H13V75H6L7 73H6V71H5V75L7 76V78H8V76H9V79L7 80L8 82H7V84L9 85V87H10V85L12 86V87H14L13 88V90H11L10 89V91H13V92H10V93H12V97L14 96V98H10L9 97V101H12L13 102V104L15 103V105L18 103V102H26L25 104L26 105H29L30 107H32V108H34L35 110H37L38 112H41L42 114H44L45 115V118H46V120H45V123H46V121H47V124L49 125V127H50V129H51V131H52V133L54 132V133H56V134H58L59 136H60V138H61V141L62 142H64V143H67L70 147H71V149H72V151H74L75 153H78V154H80V155H82L83 157H84V160H85V162H86V165H88V167L90 168V172H91V168H95V167H103V168H107V167H109V166H111L112 167V165H114V164H116V162H120L121 164H124V165H121L122 166V171L126 174V175H132V173H130V171H131V169H134V168H136L137 166L139 167V165H141V163H142V165H143V162H142V158H144V156H142V158H141V155L140 154H142V153H144V155H145V159H146V157H149V158H151V159H153L152 161H155V162H153V168H155L154 167V164L156 163V162H159L158 164H155V166L156 165H158L159 166V168H163L164 167V165L162 166V163H163V161L166 159L165 157H164V153L160 150V147L159 146H155L154 145V143L152 142V139H153V136H156L157 135V133L158 132H160V131H164V130H166V132L169 130V129H171V128H173V126H174V119L177 117V116H180V115H184V114H188V113H192L193 112V110H195L196 108H195V106L197 105V104H195V103H190V102H187L186 104H184V103H182V102H180V98L178 99V101L177 100H174V96L175 97H177L178 95H175L174 94V96H171L172 95V92H169V90L172 88V90L171 91H173L174 89H173V87L170 85L171 83L170 82H168V83H170V84H166V85H164V83L163 84H161L162 82V80H163V78L162 79H160V77L159 78H157V77H152L153 79H151L150 77H148V78H145L144 77V73H145V71H143V68L141 67H138V64H135L136 66H133V64H132V68H130V66H131V63H130V66H129V68L127 67V68H122L123 66H124V64L121 66V67H119V66H116V64H114L115 62L117 63V60L118 59H120L121 60V62H122V60H125L124 58H123V56H121V55H116L115 53H113L112 55H107V53H105V52H107V51H104V53L102 52H98L97 50H96V48H90V47H88L87 45H88V43H87V47L88 48H90V49H88V48H86L87 50H83V46H82V44L84 45V43H82V44H80V42H76ZM113 42V41H112ZM160 42H161V40H160ZM169 42V41H168ZM225 43V44H228V43ZM58 43V44H59ZM130 43V42H129ZM163 43V42H162ZM188 43V42H187ZM234 45H232V44ZM24 44H26V42L24 43ZM45 44V43H44ZM53 44H54V42H53ZM56 44H54V45H56ZM78 44H80V45H78ZM114 44V43H113ZM121 44V43H120ZM125 44V43H124ZM149 44V43H148ZM164 44V43H163ZM171 44V43H170ZM192 44V43H191ZM215 44V45H216ZM235 44H237V45H239V47L238 46H236ZM32 44H30V46H31ZM35 45H39L38 43L36 44L35 43ZM34 45V46H35ZM62 45H58L60 48L59 49H61V46ZM78 45V46H77ZM95 45V44H94ZM109 45V44H108ZM107 45V46H108ZM127 45V44H126ZM132 45V44H131ZM173 45V44H172ZM180 45V44H179ZM187 45V44H186ZM185 45V46H186ZM229 45V44H228ZM232 45V46H231ZM21 46V45H20ZM23 46V45H22ZM34 46H32L31 47V50L33 49L34 50V52L36 51L35 50V48L36 47H34ZM47 46H49L48 44L45 46V47H47ZM190 46V45H189ZM193 46V45H192ZM220 47H221V45H219ZM7 49H8V46L6 45L5 46ZM28 47V46H27ZM40 47H42V46H40ZM44 47V48H45ZM49 47H51V45L49 46ZM48 47V48H49ZM54 47V46H53ZM56 47H57V45L55 46V49H56ZM102 47V46H101ZM169 47H171V46H169ZM187 47H188V45H187ZM196 47V46H195ZM226 47V48H225ZM20 48H22V47H20ZM24 48H25V46H24ZM30 48V47H29ZM38 48H39V46H38ZM85 48V47H84ZM122 48V47H121ZM168 48V47H167ZM175 48V47H174ZM185 48V47H184ZM43 49V48H42ZM47 49V48H46ZM54 48H51V50H53ZM58 49V50H59ZM70 49V48H69ZM177 49V48H176ZM183 49V48H182ZM192 49V48H191ZM190 49V50H191ZM9 50H10V48H9ZM11 50H12V48H11ZM18 50V49H17ZM23 50V49H22ZM24 50H26V48L24 49ZM33 50L31 51L32 53H34L33 52ZM41 51V49L39 48L37 51L38 52H40ZM50 50V49H49ZM99 50H101V49H99ZM116 50V49H115ZM118 50V49H117ZM149 50V49H148ZM147 50V51H148ZM189 50V49H188ZM20 51V50H19ZM44 50H42L41 52H43ZM55 51H57V49L55 50ZM61 51V52H62ZM68 51H70V50H68ZM68 51H65V52H68ZM102 51V50H101ZM157 51V50H156ZM165 51H167V49L165 50ZM17 52V51H16ZM15 52V53H16ZM24 52V51H23ZM26 52H29V51H25V53L24 54H26ZM30 52V53H31ZM37 52V53H38ZM44 52H46L47 53V51L45 50ZM39 53V55L40 54H45V55H47V57H49L50 56V54H49V56H48V53L46 54V53ZM49 52V51H48ZM51 52V51H50ZM54 52V51H53ZM53 52H52V54H53ZM59 52H60V50H59ZM141 52V51H140ZM169 51H167V53H168ZM178 52V51H177ZM182 52H184V51H182ZM14 53V54H15ZM20 53V52H19ZM30 54V55H33V56H35L36 57V60L35 61H37V58L38 57H40V56H38L37 54ZM69 53V52H68ZM112 53V52H111ZM142 53V52H141ZM162 53H163V51H162ZM161 53V55H162V57H163V54ZM175 53V52H174ZM9 54V53H8ZM11 54H13V52H11ZM16 54H18V53H16ZM16 54H15V56H16ZM64 54V53H63ZM176 54V53H175ZM178 54V53H177ZM180 54V53H179ZM183 54V53H182ZM181 54V55H182ZM20 55V57L23 55V54H18V56ZM29 55V56H30ZM38 57H37V56ZM44 55V56H45ZM54 55H52V57L54 58ZM65 55V54H64ZM160 55V56H161ZM166 55V54H165ZM168 55V54H167ZM9 56L10 57H12L10 54H9ZM8 56V57H9ZM14 56V57H15ZM26 56H27V54H26ZM28 56V57H29ZM41 56H43V55H41ZM60 56V55H59ZM139 56V55H138ZM187 56V55H186ZM22 57H24V55L22 56ZM34 57V58H35ZM51 57V56H50ZM51 57V58H52ZM178 57V56H177ZM181 57V56H180ZM188 57V56H187ZM5 58V57H4ZM127 58H128V56H127ZM149 58V57H148ZM155 58V57H154ZM168 58V57H167ZM170 58V57H169ZM191 58H193V57H191ZM8 58H6V60H7ZM12 59V58H11ZM19 59H21V58H19ZM22 59H24L25 60V58H22ZM21 59V60H22ZM28 59V58H27ZM30 59V58H29ZM43 59H45V58H43ZM115 59H117V60H115ZM162 59H164V58H162ZM3 60V59H2ZM10 60V58L8 59V61ZM13 60H15V58H13ZM13 60H11L12 62H13ZM24 60H23V62H24ZM38 60H39V58H38ZM48 60H50V59H48ZM152 60V59H151ZM156 61H154V62H150V65H149V71L148 72H150L151 73V76L153 75H155L156 73H160V69H161V67L162 66H160V64H159V62L157 61V59H155ZM166 60V59H165ZM172 60V59H171ZM181 60V59H180ZM184 60V59H183ZM28 61V60H27ZM119 61V60H118ZM160 61V60H159ZM163 61V60H162ZM195 61V65H196V63L198 62H196ZM203 61V60H202ZM2 62V61H1ZM4 62V61H3ZM2 62V63H3ZM6 62V61H5ZM26 62V61H25ZM24 62V63H25ZM171 62V61H170ZM179 63H181L180 61H178ZM201 62V61H200ZM203 62H206L205 60L203 61ZM242 64H241V63ZM252 62H254L256 65H254L253 64V66L251 65V63ZM2 63H0V64H2ZM11 63V62H10ZM19 63V62H18ZM28 63V62H27ZM32 63V62H31ZM120 63V62H119ZM118 63V65H121L122 63H124V62H122L121 64H119ZM127 64L126 65H128V62H126ZM206 63V64H207ZM5 64V63H4ZM3 64V65H4ZM7 64V63H6ZM12 64V63H11ZM13 64H16V62L15 63H13ZM20 64H22V62L20 63ZM19 64V65H20ZM29 64H30V62H29ZM33 64H35L34 62H33ZM35 64V65H36ZM163 64V63H162ZM171 64H173V62L171 63ZM198 64V63H197ZM205 64V63H204ZM221 64V65H222ZM2 65V66H3ZM8 65H9V63H8ZM7 65V66H8ZM178 65V64H177ZM182 65V64H181ZM182 65V66H183ZM194 65V66H195ZM208 65H210L211 66V64L209 63ZM13 66V65H12ZM11 66V67H12ZM28 66V65H27ZM206 66V65H205ZM209 66V67H210ZM21 67V66H20ZM19 67V68H20ZM36 67V66H35ZM126 67V66H125ZM198 67V66H197ZM208 67V68H209ZM221 67H223L224 69H222ZM4 68V67H3ZM8 68H10V67H7V69ZM13 68V67H12ZM11 68V70H13ZM176 68L179 70L180 68L178 67V66H176ZM213 68V67H212ZM17 69H18V66H17ZM170 69V68H169ZM199 69H201V66H200V68ZM205 69H207L206 67H205ZM173 70H174V68H173ZM240 70L241 69H239V72H240ZM4 71V70H3ZM175 71V70H174ZM208 71V70H207ZM211 71V70H210ZM220 71V70H219ZM1 72V71H0ZM242 72V71H241ZM173 74L175 73L176 74V72H172ZM4 74V73H3ZM16 74H18V73H16ZM158 74H156V76L158 75ZM161 74H164V73H160L159 75L161 76ZM172 74V75H173ZM174 74V75H175ZM242 74V73H241ZM5 75H1L3 78H4V76ZM23 76H27V75H25V74H22ZM150 75V74H149ZM158 75V76H159ZM165 76H167V73L166 74H164ZM172 75H171V77H172ZM177 75H179L178 73H177ZM238 75H239V73H238ZM243 75V74H242ZM163 76V75H162ZM165 76H163V77H165ZM170 76V75H169ZM169 78V79H174V76H173V78ZM240 77H242V76H240ZM244 77V76H243ZM2 78V79H3ZM26 77H24V79H25ZM28 78V77H27ZM250 78V77H249ZM248 78V79H249ZM1 79V78H0ZM6 78H4V80H5ZM23 79V80H24ZM176 79V78H175ZM172 80H169V81H172ZM180 80H181V78H180ZM247 80V79H246ZM27 81H28V79H27ZM165 81V80H164ZM179 81V80H178ZM177 81V82H178ZM0 82H1V80H0ZM5 82H6V80L4 81V84H5ZM177 82H175V83H177ZM179 83V82H178ZM178 83H177V85H178ZM180 83H181V81H180ZM184 83V84H185ZM38 84V85H37ZM40 84V85H39ZM182 84V83H181ZM245 84V83H244ZM1 85V84H0ZM176 85V86H177ZM185 85V86H186ZM180 86H182V85H180ZM11 87V88H12ZM238 87V88H237ZM180 87H178L177 88V90L179 89ZM181 88H183V87H181ZM187 88V87H186ZM243 88V87H242ZM6 89H8V88H6ZM163 89H164V91H163ZM180 90H182V89H180ZM179 90V91H180ZM225 90V91H226ZM1 91V90H0ZM4 91V90H3ZM175 91V90H174ZM4 92H6L5 94L6 95H8V90L7 91H4ZM182 92L184 93V91L182 90ZM181 92V93H182ZM227 92V91H226ZM1 94L3 93V92H0ZM176 93H177V91H176ZM179 93V92H178ZM181 93H179V95L181 94ZM4 93H3V95H5ZM184 94H187L186 92L184 93ZM183 94V95H184ZM224 94H226V93H224ZM6 95H5V97H6ZM182 96V95H181ZM224 96H226V95H224ZM4 96L2 97V96H0V98L2 99V98H5ZM8 97V96H7ZM178 97H180V96H178ZM177 97V98H178ZM229 97V96H228ZM176 98V99H177ZM255 98V99H256ZM7 98H5V100H6ZM11 99V100H10ZM2 100H4V99H2ZM8 101V100H7ZM206 101V100H205ZM259 102V103H260ZM2 103H5V102H1V104ZM9 103V102H8ZM232 103V102H231ZM258 103V104H259ZM12 103H10V105H11ZM21 104V103H20ZM221 104V103H220ZM220 104H218V105H220ZM235 104V103H234ZM242 103H240V105H241ZM9 105V104H8ZM22 105H24V104H22ZM229 105V104H228ZM255 105V104H254ZM14 106V105H13ZM11 107V106H10ZM24 108H25V105L23 106ZM27 107V106H26ZM197 107V106H196ZM2 108V107H1ZM5 108H7V107H5ZM195 108V109H194ZM226 108V107H225ZM15 109V112H16V110H19L20 108H14ZM221 109V108H220ZM13 110V109H12ZM21 110L22 109H20V112H21ZM28 110H30V109H28ZM255 110V111H256ZM1 111H3V110H1ZM224 111V110H223ZM247 111V110H246ZM7 113L8 111L6 110H4V113ZM11 112V111H10ZM14 112V114H18L19 113V111H17L16 113ZM236 112V111H235ZM3 113V112H2ZM2 113H0V114H2ZM3 113V114H4ZM25 113V112H24ZM30 113V117L34 114H32L31 115V112H28V114ZM227 113V112H226ZM244 113V112H243ZM8 114H10L11 115V113H8ZM12 114H13V112H12ZM13 114V115H14ZM27 113H26V116L28 115ZM232 114H236V113H232ZM239 114V113H238ZM12 115V116H13ZM23 116V114H20L19 116ZM36 117H37V115L38 114H34ZM34 115H33V117H34ZM41 115V114H40ZM39 115V117H41ZM198 115V117H199V114H197ZM220 115V114H219ZM218 115V116H219ZM230 115H231V113H230ZM237 115V114H236ZM253 115H255V114H253ZM10 117V118H13V117ZM15 116V115H14ZM21 116V117H22ZM43 116V115H42ZM232 116V115H231ZM230 116V117H231ZM238 116V115H237ZM0 117H1V115H0ZM3 118H4V115L2 116ZM5 117H8L9 118V116H7V115H5ZM16 117V116H15ZM24 118H25V116H23ZM22 117V119H24ZM30 117H27V118H25V119H30ZM33 117H31L32 119H33V121L36 119H34ZM38 117V118H39ZM220 117H222V116H220ZM224 117V116H223ZM222 117V118H223ZM238 117H240V116H238ZM237 117V118H238ZM7 118V119H8ZM38 118H37V120H38ZM219 117H217V119H218ZM233 118H234V115H233ZM1 120H2V118H0ZM5 119V118H4ZM4 119L2 120V124H3V122H5L4 121ZM219 119H221V118H219ZM224 120L223 121H225V117L223 118ZM235 120H237L236 119V116H235V118H234ZM247 119V118H246ZM18 120V119H17ZM36 120V121H37ZM43 120V119H42ZM191 120V119H190ZM201 120V119H200ZM228 120H229V118H228ZM233 120V119H232ZM230 121L229 120V128H230V130L228 131L225 127L226 126H224L228 121H227V119H226V123L225 122H222V123H220L221 121H219V123H220V126L219 127H224L223 129H221V128H219L221 131H219L218 129H216V130H218L220 133L222 132H226V133H228V132H230V135L228 134V136H230V138L228 137V136H226V141H225V147L223 146V148H226V147H228L229 146V143L231 142V140H235V137H236V133L238 132V123H236V121L233 123V121ZM247 120H249V119H247ZM249 120V121H250ZM9 121V120H8ZM10 121H12V123H13V121H15V124H16V122H18V124L20 123V122H23V121H16V119L15 120H11L10 119ZM28 121V123L26 122V120L24 121V124H29L30 122H29V120H27ZM32 121V122H33ZM35 121V122H36ZM201 121H203V123H202V126H196V130H198V128H199V132H196V133H193V131L191 132V133H193V134H200L201 136H198L199 138H197V136H196V138L194 137H192L191 138V140L190 139H188V140H190L191 141V143H190V145H189V143L185 140V142H187L186 144L188 145V147L186 148V149H188V150H190L191 148H189V146H192L193 147V150H195V149H197V151L196 152H199V154H198V158L199 159H201L202 160V162H203V160L205 159L206 160V157H207V155H208V153H207V155H205V154H203L202 152H203V150L205 149V145H204V138H205V136H207V132H208V130L207 129H210L211 128V126L209 125V121L207 120V118H205V119H203V120H201ZM216 121V119L214 120V122ZM238 122H240V120L238 119L237 120ZM187 122V121H186ZM213 122V121H212ZM11 122H8L7 124H9V127H11V125H13L14 127H11L12 129L13 128H15L16 126L14 125V123L12 124H10ZM40 123H42V122H40ZM39 123V124H40ZM218 123V122H217ZM224 123V124H223ZM254 123V124H255ZM5 124H6V122H5ZM5 124H3V126L5 127ZM18 124H16L17 126H18ZM42 124H44V122L42 123ZM41 124V125H42ZM178 124H181V123H178ZM183 124V123H182ZM208 124V125H207ZM240 124V123H239ZM243 124V123H242ZM258 124H257V128H258ZM41 125H40V127L39 128H41ZM45 125V124H44ZM195 125L196 124H194V127H195ZM201 125V124H200ZM241 125V124H240ZM7 126V125H6ZM22 126V125H21ZM43 126V125H42ZM180 126H183V125H180ZM256 126V125H255ZM2 127V126H1ZM23 127L24 128H22V127H19L20 129L22 128V129H25V126L23 125ZM32 127V126H31ZM45 127V126H44ZM48 127V128H49ZM186 127L188 128V126L186 125ZM190 127H191V125H190ZM215 127H218V125L216 124V126H214V128ZM228 127V126H227ZM241 127V126H240ZM242 127H244L245 129H246V127H245V125L244 126H242ZM192 128V127H191ZM190 128V129H191ZM207 128V129H206ZM249 128V127H248ZM250 128H251V126H250ZM255 129L256 130V128L254 127V125H253V127L251 128V130L252 129ZM2 129H3V127H2ZM16 129H17V127H16ZM15 129V130H16ZM21 129V130H22ZM44 129V128H43ZM178 129V128H177ZM189 129V128H188ZM187 129V130H188ZM189 129V130H190ZM193 129V128H192ZM195 129V128H194ZM193 129V130H194ZM213 129V128H212ZM224 129H225V131H224ZM240 129V128H239ZM244 129V130H245ZM28 130V129H27ZM40 130V129H39ZM44 130H46V128L44 129ZM49 130V129H48ZM148 131L149 132V134L148 133H142V131ZM176 130V129H175ZM188 130V131H189ZM196 130H194V131H196ZM206 130H207V132H206ZM244 130H243V133H244ZM260 130V133H261V130H262V128L261 129H259ZM264 130V129H263ZM7 131H8V128H7ZM29 131V130H28ZM37 131V130H36ZM180 131H182L183 132V128H182V130H180ZM228 131V132H227ZM248 131V130H247ZM246 131V132H247ZM254 131V130H253ZM12 132H14L13 130H12ZM17 132H18V130H17ZM40 132H42L41 130H40ZM46 132V131H45ZM175 132H177V133H179V131H175ZM186 132V131H185ZM213 133V131H210L209 133ZM214 132H215V130H214ZM217 132V131H216ZM252 132V131H251ZM251 132H249L248 131V133H251ZM5 133H6V130H5ZM53 133V134H54ZM168 133V132H167ZM174 133V132H173ZM187 133V132H186ZM189 133V132H188ZM212 133H211V135H212ZM223 133V134H224ZM263 133V132H262ZM261 133V134H262ZM4 134V133H3ZM16 134V133H15ZM44 134H46V133H44ZM247 134V133H246ZM252 134H253V132H252ZM252 134H251V136H252ZM254 134H255V132H254ZM256 134H258L257 132H256ZM168 135V134H167ZM171 135V134H170ZM218 135V134H217ZM220 135V136H221ZM224 135H226V134H224ZM213 136V135H212ZM215 136V135H214ZM241 137H243L242 136V134L240 135ZM239 136V137H240ZM255 136V135H254ZM254 136H252V137H254ZM257 136H260V135H257ZM257 136H255V137H257ZM33 137V136H32ZM164 137V136H163ZM171 137V136H170ZM204 137V138H203ZM219 137V136H218ZM240 137V138H241ZM246 139L248 138L247 136H244ZM244 137H243V139H244ZM10 138V137H9ZM173 138V137H172ZM171 138V139H172ZM221 138V137H220ZM250 138V137H249ZM259 138H261V137H259ZM258 137L256 138V139H259ZM180 139V138H179ZM185 139V138H184ZM206 139V138H205ZM238 139V138H237ZM253 139V138H252ZM251 139V140H252ZM263 139V137L261 138V140ZM154 140V139H153ZM161 140V139H160ZM173 141L175 140V141H177L178 139H172ZM221 140V139H220ZM239 140H241V139H239ZM238 140V141H239ZM248 140V141H247ZM245 142H248V143H250L249 141H250V139H247ZM254 140V139H253ZM252 140V141H253ZM260 140V139H259ZM259 140H256V141H258L259 142ZM10 141V140H9ZM159 141V140H158ZM180 141H181V139H180ZM180 141H179V143H180ZM223 141V140H222ZM221 141V142H222ZM243 141V142H244ZM255 141V142H256ZM7 142V141H6ZM20 142V141H19ZM160 142V146L162 145V144H164L166 147H167V149H169V146L171 145V144H169V146H167L166 145V143L167 142H162V140L161 141H159ZM181 142H183V141H181ZM236 142V141H235ZM241 142V141H240ZM240 142L238 143L239 144V146L241 145L240 144ZM254 142V144H256ZM257 142V143H258ZM21 143V142H20ZM24 143V142H23ZM162 143V144H161ZM178 143V142H177ZM176 143V144H177ZM211 143V142H210ZM215 143V142H214ZM213 143V140H212V144H214ZM263 143H264V140H263ZM206 144H208V142H206ZM64 145V144H63ZM66 145V144H65ZM67 145V146H68ZM173 145H175L174 143H173ZM182 145L184 146V143H182ZM223 145V144H222ZM248 145H250V144H248ZM257 145V144H256ZM256 145H255V147H256ZM261 145H263V144H261ZM260 145V146H261ZM165 146H164V148H165ZM172 146V145H171ZM171 146H170V148H171ZM176 146H178V147H180L179 146V144L178 145H176ZM176 146H174V147H176ZM209 146V145H208ZM214 146H215V144H214ZM214 146H212V147H214ZM216 146H218V142H217V144H216ZM259 146V145H258ZM259 146V148H262V147H260ZM16 148L18 147V146H15ZM69 147V148H70ZM173 147V146H172ZM182 147V146H181ZM219 147V146H218ZM221 148H222V146H220ZM22 148V147H21ZM163 148V145L161 146V149L163 150L164 149ZM195 148V149H194ZM209 148H210V146H209ZM220 148V149H221ZM240 148H242V146L240 147ZM264 148V147H263ZM23 149V148H22ZM166 149V148H165ZM166 149V151L165 150H163L165 153L168 151ZM175 149H177V147L175 148ZM184 147H182V149H180L179 148V150H181L180 151V153L181 152H183L184 150ZM185 149V151H188V150H186ZM214 149H216V150H218L217 149V147L216 148H214ZM255 149V148H254ZM24 150H26V149H24ZM171 150V152L173 151V149L171 148L170 149ZM169 150V151H170ZM179 150L178 151H176V153L177 152H179ZM192 150V149H191ZM191 150H190V153H189V151L187 152V153H189V154H192V157H195V156H193V154H194V152L195 151H192L193 153H191ZM199 150V151H198ZM206 150V149H205ZM215 150V151H216ZM222 150H224V149H222ZM226 150V149H225ZM227 150H228V148H227ZM227 150H226V153H227ZM208 151V150H207ZM212 151H214V150H212ZM211 151V152H212ZM214 151V152H215ZM221 151V150H220ZM263 151V149L261 150V152ZM206 152V151H205ZM218 152V151H217ZM216 152V153H217ZM222 153H223V151H221ZM225 152V151H224ZM250 152V151H249ZM71 153H73V152H71ZM74 153V154H75ZM168 153V152H167ZM170 153V152H169ZM168 153V154H169ZM176 153H175V157L174 156H172V155H174V152L173 153H171V156L172 157H174L173 158V160H174V162H175V160L177 159V157H178V159H177V162H175V164L173 163V165H175L174 167H173V165H172V162H171V160H172V158H168L166 155V157H167V163H164L165 165H166V167H164V169L166 168H168V167H170V168H168V170L170 169L171 170V166H172V168H173V170H175L174 171V173H177L176 171L178 170H176V168L175 167H177V168H179L180 170L179 171H181V169H183L184 170V168L186 169V171H187V168L189 169V167L191 166H189L187 163V161L186 162H183V160H182V158H184L183 156H181L182 158H180V153H177L178 154V156L176 155ZM184 154H185V152H183ZM213 153V152H212ZM215 153V154H216ZM221 153V155H224V154H222ZM73 154V155H74ZM162 154V155H161ZM195 154H197V153H195ZM233 154V153H232ZM258 154V153H257ZM259 154H260V152H259ZM257 155V156H260V155ZM186 155V154H185ZM221 155H216V156H221ZM242 155V154H241ZM75 156V155H74ZM82 156H81V158H82ZM162 156H163V158H165L164 160L162 159ZM177 156V157H176ZM188 156H190V155H188ZM197 156V155H196ZM229 156V155H228ZM247 156V155H246ZM255 156H256V153H255ZM76 157V156H75ZM170 157V156H169ZM191 157V156H190ZM191 157V158H192ZM211 157V156H210ZM248 157V156H247ZM260 157H264V155L263 156H260ZM70 158V157H69ZM77 158V157H76ZM155 158H156V160H155ZM186 158H187V156H186ZM186 158H185V160H186ZM198 158L196 159L197 161H199L198 160ZM220 158H222V157H220ZM224 158V157H223ZM231 158V157H230ZM258 158V157H257ZM262 158H258L260 161H261V159ZM151 159H148V160H150L151 161ZM157 159L159 160V161H157ZM187 159H189V158H187ZM214 159V158H213ZM229 159V158H228ZM243 159V158H242ZM256 159V158H255ZM170 160V161H169ZM184 160V161H185ZM200 160V161H201ZM204 160V162H208L209 160H211V159H208V160H206L205 161ZM232 160V159H231ZM259 160H256L255 162H257V161H259ZM263 160V159H262ZM145 161H147V160H145ZM144 161V162H145ZM149 161V162H150ZM152 161H151V163H152ZM249 161V160H248ZM149 162H146V164L149 166L150 164H149ZM160 162H162V163H160ZM169 162H171V163H169ZM190 162V161H189ZM195 162V161H194ZM193 162V160H192V163H194ZM203 162V163H204ZM214 162V161H213ZM213 162H210V163H213ZM262 162V161H261ZM260 162V164H262ZM187 164V166L188 167H186V164ZM191 163V162H190ZM189 163V164H190ZM196 163V162H195ZM199 163V162H198ZM198 163H197V165H198ZM202 163V164H203ZM205 163V164H206ZM231 163V162H230ZM161 164V165H160ZM167 164H169V165H171V166H168ZM199 164H201V163H199ZM201 164V165H202ZM221 164V163H220ZM229 164V163H228ZM258 164H259V162H258ZM39 165V164H38ZM117 165H118V163H117ZM141 165V166H142ZM145 165V164H144ZM143 165V166H144ZM192 165H194V164H192ZM204 165V164H203ZM212 165L213 164H211V167H212ZM257 165V164H256ZM43 166V165H42ZM116 166V165H115ZM142 166V167H143ZM151 166V165H150ZM158 166H157V169H158ZM160 166H162V167H160ZM195 166V165H194ZM208 166H209V163H208ZM217 166V165H216ZM225 166V165H224ZM258 166H260V165H257V167ZM141 167V168H142ZM193 167V166H192ZM196 167H199V166H196ZM207 167V166H206ZM205 166L204 167H201V169L202 168H206ZM210 167V166H209ZM246 167V166H245ZM244 167V168H245ZM253 167V166H252ZM256 167V168H257ZM261 167V166H260ZM263 167V166H262ZM118 168V167H117ZM147 168H149V167H147ZM151 168V167H150ZM152 168V169H153ZM191 168V167H190ZM194 168V167H193ZM193 168H192V171L189 169L188 171H191L192 173V175L191 176H193L194 174H195V182H196V178H197V175H196V173H194L193 171ZM255 168V167H254ZM41 169V168H40ZM86 169V168H85ZM88 169V168H87ZM98 169H100V168H98ZM111 169V168H110ZM143 169V168H142ZM142 169H139L140 171L142 170ZM145 169V171H149V169H146V168H144ZM156 169V171H155V169H153V171L152 170H150V173H152V175L149 177V176H147V179H148V177L149 178H151L152 176L154 177L153 179L154 180H156V181H154V182H156V183H154L155 184V186L157 187H154V188H156V189H158V188H162V187H158V185H156L157 184V181L159 180V181H161L162 180V177L164 176V174H165V176H164V178L166 177V175H167V181H168V179L171 177L172 178V172L173 171H171V173L169 174V176L170 175H172V176H170L169 178H168V174H166V173H164V172H166L165 170H163L164 172H163V176H160V174L159 173H161V170H160V172L158 173V171L159 170H157ZM196 169H199L200 170V167L199 168H196ZM196 169H195V171H196ZM218 168H214V169H212V171L213 170H217ZM117 170V169H116ZM135 170V169H134ZM204 170V169H203ZM206 170H210V169H205V171L204 172H206ZM93 171V170H92ZM95 171H97V169H95ZM94 171V172H95ZM104 171V170H103ZM111 171H113V170H110V173H111ZM119 171H121L120 169L118 170V173H119ZM152 171V172H151ZM185 171V172H186ZM202 171V170H201ZM211 171V170H210ZM211 171V172H212ZM231 171V170H230ZM89 172V173H90ZM122 172V173H123ZM133 172V171H132ZM154 172V173H153ZM170 172V171H169ZM169 172H167V173H169ZM197 172V171H196ZM203 172V173H204ZM208 172V171H207ZM210 172V173H211ZM214 172V171H213ZM245 177H244V179H243V181H244V184H246L245 186H247V194H248V197H249V199H250V201H251V203L250 204H252V205H254V207L256 208L255 210H256V213H257V222L256 221H254V223L256 222V232H257V237H258V241H256L255 240V242H258V243H256V245H255V249H256V252L254 253V255L252 256V254H253V250L251 251V257H253V258H251L252 259V261L251 260H249V262H250V264H264V171H262V169L261 168H259L258 170L256 169V171L253 169V170H251V168H250V166L249 167H247L246 169H245ZM253 172H255V173H253ZM56 173V172H55ZM104 173H106V172H104ZM121 173V172H120ZM119 173V174H120ZM130 173V174H129ZM134 174L136 173V172H133ZM147 172H144V176H145V178L144 177H141V179L143 178V179H146V174ZM173 173V174H174ZM182 174H183V171L181 172ZM188 173H190V172H188ZM194 173V174H193ZM200 172H198V174H199ZM203 173H201V174H203ZM216 173V172H215ZM220 173V172H219ZM218 173V174H219ZM107 174V173H106ZM106 174H104V175H106ZM108 174H109V171H108ZM125 174H123V175H125ZM133 174V176H136V175H134ZM139 174H140V172H139ZM142 171H141V176H142ZM214 174V173H213ZM110 175V174H109ZM148 175V174H147ZM162 175V174H161ZM179 175H181V174H178V176ZM186 176H187V172H186V174H185ZM189 176H190V174H188ZM204 176H205V174H203ZM215 175V174H214ZM227 175V174H226ZM230 175V174H229ZM80 176V175H79ZM132 176V177H133ZM175 176H177V174L175 175ZM191 176H190V180H191ZM211 176V175H210ZM213 176V175H212ZM218 176V175H217ZM231 176V175H230ZM115 177V176H114ZM127 177V176H126ZM129 177V176H128ZM183 177H184V174H183ZM193 177V178H194ZM202 177V176H201ZM112 178V177H111ZM122 178H123V176H122ZM173 178H174V176H173ZM171 179V181H172V183H174L175 182V180L174 179ZM185 178V177H184ZM184 178H181V176H180V179H178L177 181H179L180 182V180H181V182H183L184 180ZM193 178H192V183L194 182L193 181ZM200 178V177H199ZM203 178V177H202ZM208 177H206V179H207ZM211 178V177H210ZM213 178V177H212ZM228 178V177H227ZM118 179V178H117ZM123 179H125V176H124V178ZM129 179V178H128ZM128 179H126V180H128ZM131 179H132V181H133V179H134V181L136 180L137 182H139L136 178H131L130 177V179H129V182L128 183H125L124 182V184H128V186H126L127 187V189H126V187H123V188H125V191L127 190V192L128 193H126L125 195L127 196L128 194H129V196H131L130 198L132 199L131 201L132 202H130V203H132L133 205V208H134V211H136L137 212V214H139V216H141L142 215V213L143 214H145L146 213V210L145 209H150L148 206H146V208H145V203H144V201H143V203H144V206H143V203H142V197L140 196V192L141 191H138L139 190V187H138V185H135L136 183H132V181H131ZM176 179V178H175ZM205 179V178H204ZM205 179V180H206ZM110 180V179H109ZM108 180V181H109ZM115 179H113V180H111V183H112V181H114ZM152 180V179H151ZM165 181H166V179H164ZM164 180H163V182H161V184H164ZM197 180H198V178H197ZM213 180H214V178H213ZM229 180V179H228ZM233 180V179H232ZM78 181V180H77ZM79 181H80V179H79ZM95 181V180H94ZM97 181H99V180H97ZM116 181V180H115ZM122 181H124V180H122ZM122 181H120V182H122ZM143 181V180H142ZM148 181H149V179L148 180H146L145 181V185L146 186H148L147 184H148ZM153 181V180H152ZM159 181H158V183H159ZM187 181V180H186ZM208 181V180H207ZM117 182V181H116ZM115 182V183H116ZM141 182V181H140ZM150 182V181H149ZM180 182V183H181ZM185 182V181H184ZM198 182V181H197ZM223 182V181H222ZM114 183V184H115ZM153 183V182H152ZM151 183V186L153 185ZM169 183H170V181H169ZM187 183H189L190 184V181H188ZM227 183V182H226ZM117 184V183H116ZM120 184V183H119ZM124 184H122V185H124ZM143 184V183H142ZM141 184V188L142 187H144V185H142ZM166 184V183H165ZM182 184V183H181ZM181 184H179V186H178V183L176 182V184L174 185V186H176L177 185V190H178V187H182L183 188V186L186 184V183H184V185L183 186H180ZM210 184V183H209ZM121 185V184H120ZM140 185V184H139ZM167 185H168V183H167ZM166 185V186H167ZM171 185V184H170ZM188 184H186L185 186H187ZM191 185V184H190ZM189 185V186H190ZM194 185V183L192 184V186ZM199 185V184H198ZM228 185V184H227ZM80 186V185H79ZM110 186V185H109ZM111 186H112V184H111ZM159 186H161V185H159ZM169 186V185H168ZM167 186V187H168ZM173 186V189L175 188ZM191 186V187H192ZM195 186H196V184H195ZM194 186V187H195ZM86 187V186H85ZM108 187V186H107ZM116 187V190H117V187L118 186H115ZM121 187V188H122ZM165 187V186H164ZM208 187H209V185H208ZM229 187H230V185H229ZM110 188V187H109ZM140 188V189H141ZM145 188V187H144ZM152 188V187H151ZM169 189H168V191L167 192H169V190L172 188H170V187H168ZM182 188H180V189H182ZM190 188V187H189ZM196 188V187H195ZM195 188H193V189H195ZM104 189H106V188H104ZM103 189V190H104ZM146 189V188H145ZM148 190H152V192H150V193H154L155 195L156 194H160V195H158L159 196V199H160V201L156 198V196L155 197H150L149 196V198H156L159 202H158V205H160V203H161V201H163V204H165L166 203V205H168L167 203H170V201H168L167 199H169L170 198V194L168 193V194H166L165 195V193H161V191H159V190H157V193L156 192H153V188L152 189H150V186L147 188ZM166 189V188H165ZM184 189V188H183ZM182 189V190H183ZM208 189V188H207ZM210 189V188H209ZM220 189V188H219ZM92 190V189H91ZM124 190V189H123ZM122 190V191H123ZM142 190V189H141ZM161 190H163V188L161 189ZM176 190V191H177ZM187 190H188V187H187V189H185V191H186V193H187ZM190 190V189H189ZM188 190V191H189ZM210 190H212V189H210ZM228 190V189H227ZM105 191V190H104ZM107 191H108V188H107ZM118 191H121V190H119L118 189ZM117 191V192H118ZM165 191V192H166ZM172 191H174V190H172ZM175 191V192H176ZM195 191V190H194ZM203 191V190H202ZM208 191V190H207ZM222 191V190H221ZM101 192V191H100ZM139 192V193H138ZM148 192V193H149ZM170 192H171V190H170ZM179 192V191H178ZM178 192H176L177 194H178ZM182 191L180 190V193H181ZM192 192V189L190 190V193ZM212 192V191H211ZM230 192V191H229ZM236 192V191H235ZM83 193V192H82ZM103 194H104V192H102ZM107 193V192H106ZM123 193V192H122ZM122 193H118V195H120V194H122ZM144 194V192L142 191L141 192V194ZM182 193H184V191L182 192ZM185 193V194H186ZM190 193H188V194H190ZM194 193V192H193ZM193 193H192V195H193ZM213 193V192H212ZM224 193V192H223ZM147 194V193H146ZM146 194H145V196H146ZM154 194H152V196H154ZM184 194V195H185ZM187 194V196L189 197V196H191V195H188ZM205 195H206V193H204ZM204 194H202L203 195V199L205 198V196H204ZM209 195H211L210 193H208ZM217 194V193H216ZM220 194V193H219ZM232 194V193H231ZM123 195V194H122ZM184 195H183V199H182V203L185 201L184 199ZM201 195V196H202ZM222 195V194H221ZM227 195H228V193H227ZM144 196V195H143ZM157 196V197H158ZM177 196H179V195H177ZM195 196V194L193 195V197ZM200 196V195H199ZM201 196H200V198H201ZM98 196L96 195V198H97ZM121 198H122V196H120ZM148 197V196H147ZM169 197V198H168ZM172 197H173V195H172ZM175 197V196H174ZM173 197V199H175ZM213 197V196H212ZM224 197H226V196H224ZM229 197V196H228ZM118 198H119V196H118ZM145 198V197H144ZM178 198H180L181 199V196L180 197H178ZM187 198V197H186ZM206 198H207V196H206ZM204 199V201L205 200H207V199ZM214 198V197H213ZM216 198V197H215ZM218 198L220 199V201L219 202H221V200H222V198H220V196H218ZM217 198V199H218ZM235 197H233V199H234ZM123 200H124V202H125V200H128V199H126L125 198V196H124V198H122ZM164 199H166L168 202H164ZM177 199V198H176ZM175 199V200H176ZM188 199V198H187ZM192 201H193V198H192V196H191V198H190ZM210 199V198H209ZM216 199V200H217ZM75 200V199H74ZM101 200V199H100ZM110 200V199H109ZM146 201H147V199H145ZM151 200V202L153 203V201H152V199H150ZM157 200H156V204H157ZM171 200V199H170ZM184 200V201H183ZM190 200V201H191ZM213 200V199H212ZM215 200V199H214ZM224 200H225V198H224ZM229 200V199H228ZM129 201V200H128ZM145 201V202H146ZM189 201V200H188ZM188 201H187V203H188ZM211 201V200H210ZM218 201V200H217ZM232 201V200H231ZM237 201V200H236ZM101 202V201H100ZM120 202H123L122 200H120ZM123 202V203H124ZM148 202V204H149V206H150V201L148 200L147 201ZM146 202V203H147ZM176 202H178V200L177 201H175V202H172L173 204L174 203H176ZM181 202V201H180ZM244 202V201H243ZM130 203H128V204H130ZM186 203V201L184 202V204L183 205H186L185 204ZM200 203V202H199ZM207 203V202H206ZM205 203V204H206ZM211 203H212V201H211ZM215 203V202H214ZM213 203V205H216L218 202H216V204H214ZM249 203V202H248ZM126 204V203H125ZM127 204V205H128ZM163 204H162V207H164L163 206ZM179 205V207L180 206H183V205H180V203H178ZM202 204H203V202H202ZM228 204H229V202H228ZM249 204V205H250ZM131 205V204H130ZM147 205V204H146ZM165 205V207H167V208H165L166 210L168 209V207L169 206H166ZM175 205V204H174ZM191 205H192V203H191ZM194 205H196V204H194ZM198 205V204H197ZM204 205V204H203ZM210 205V204H209ZM209 205H207L206 204V206H209ZM219 205V204H218ZM218 205H216L215 207L217 208V206ZM222 205V204H221ZM239 205V204H238ZM240 205H242L243 206V204H240ZM248 205V206H249ZM151 208H153V204H151ZM177 205H175V208L176 209H178L177 207H176ZM187 206H189V204L187 205ZM186 206V207H187ZM206 206H205V208H206ZM223 206H224V204H223ZM96 207V206H95ZM94 207V208H95ZM148 207V208H147ZM172 207H174L173 205H172ZM233 207V206H232ZM156 208V207H155ZM157 208H159V206L157 207ZM192 209H193V206L191 207ZM201 208H202V206H201ZM218 208H222V207H219L218 206ZM225 208H227V207H225ZM230 208V207H229ZM243 207H241V209H242ZM159 209H161V206H160V208ZM164 209V208H163ZM165 209L164 210H159V216H158V218H159V222L161 223V225L163 226V228H164V230H166L165 231V233H167V234H162V233H155V235H152L154 238H155V241H159L160 243H162V244H160V245H163V246H161V247H165V248H169V249H171L172 251H173V253H174V256L172 255L171 257H174V261H176L177 262V264H202L201 262H200V260H201V258H200V260L199 259H197L198 257H196L195 256V258H194V256H193V258H192V255H190V253H189V251L190 250H192L191 249V247L193 248V246H191L190 247V242H189V246H188V248H190V249H188L187 248V240L189 241L190 239H192L193 237H194V233L197 231V230H199L198 229V227L196 228L197 230H193V223H194V221H195V219L197 220L198 218L196 217L195 219H193L192 220V230L194 231H192L191 229H190V227H189V225H187L186 227L184 226V225H182V227H184V228H182V229H184V230H186V228H187V230H186V234L184 235V234H182L181 233V231H180V233H179V230H178V228H179V226L177 225L179 222H176V220H177V217L179 218V216H177L179 213H181V212H179V210L181 211V209H179V210H175V209H173V210H175L174 211V214H177V212L176 211H178L179 213L175 216L176 217V220L174 221L175 222V224H176V226H178V228H176V226H175V229L176 230H178V232H175L176 230H174L173 229V226H172V224H171V218L173 219V217L171 216V218H169V214L170 213H168V212H170L169 210H168V212H166L165 213ZM169 209H170V207H169ZM184 209V208H183ZM182 209V210H183ZM188 209H189V207H188ZM191 209V210H192ZM194 209H197V210H201V209H198V208H195L194 207ZM210 209H213L211 206H210ZM209 209V210H210ZM223 210H225L224 208H222ZM222 209H221V211H222ZM231 209V208H230ZM249 209V208H248ZM251 209H253V208H251ZM156 210V209H155ZM158 210V209H157ZM156 210V211H157ZM172 210V209H171ZM184 210H186V209H184ZM191 210H189V211H191ZM196 210V211H197ZM205 210V209H204ZM206 210H207V208H206ZM219 209H217V211H218ZM229 210V209H228ZM255 210H254V212H255ZM100 211V210H99ZM148 211H150V212H148L149 214L152 212H154V210H148ZM194 211V212H193ZM192 212L194 213V215H193V217H195V213L197 214L198 212H195V210H193ZM212 211V210H211ZM216 211V210H215ZM215 211H213V212H215ZM217 211H216V213H217ZM220 211V210H219ZM218 211V212H219ZM249 211H250V209H249ZM253 211V210H252ZM133 212V211H132ZM176 212V213H175ZM183 212V211H182ZM210 212V211H209ZM226 212V211H225ZM230 214H231V211L229 210L228 211ZM236 212V211H235ZM239 212V211H238ZM237 212V213H238ZM251 212V211H250ZM99 213V212H98ZM135 213V212H134ZM151 213V214H152ZM155 213V212H154ZM185 213V211L183 212V214ZM201 213H208V212H204L203 210H201L200 211V213L198 214L200 217H203V216H201L200 214ZM210 213H212V212H210ZM219 213H221V212H219ZM222 213H223V211H222ZM236 213V214H237ZM245 213H248V211L246 212H244V214ZM96 214V213H95ZM141 214V215H140ZM186 216H187V214L189 215V212H187L186 211ZM184 214V215H185ZM203 214V215H204ZM209 214V213H208ZM218 214V213H217ZM225 214V217L227 216L226 214L227 213H224ZM229 214V215H230ZM255 214V213H254ZM132 215H134V214H132ZM155 215V214H154ZM172 215V214H171ZM181 215V217H182V213L180 214ZM184 215H183V217H184ZM192 215V214H191ZM191 215H189V216H191ZM210 215V214H209ZM220 215V214H219ZM221 215H223V214H221ZM220 215V216H221ZM232 215V214H231ZM233 215H234V213H233ZM232 215V216H233ZM240 215V217L241 218H243L242 216H241V214H239ZM239 215H237V217L239 216ZM242 215H243V212H242ZM247 215V214H246ZM129 216H131L130 214H129ZM144 216H148L147 214L146 215H143V217H141V220L143 219L144 220ZM151 215H149V217H150ZM156 216V215H155ZM155 216H153V214H152V218L153 217H155ZM197 216V215H196ZM198 216V217H199ZM207 216V215H206ZM217 216V215H216ZM231 216V220H232V217ZM235 216V215H234ZM132 217V216H131ZM130 217V218H131ZM135 217V216H134ZM134 217H132V218H134ZM174 217V218H175ZM182 217V218H183ZM193 217H191V218H193ZM205 217V216H204ZM209 219H210V217L209 216H207ZM206 217V219H205V221H204V223L203 222H201V221H199V219H198V221H196L197 222V224L198 223H201L202 224V226L204 225V226H206V223H207V218ZM230 217V216H229ZM236 217V216H235ZM239 217V218H240ZM244 217H245V215H244ZM247 217H249V216H246V218L245 219H247ZM131 218V219H132ZM182 218H180V219H182ZM185 218V217H184ZM184 218H183V220H184ZM187 218V217H186ZM213 218V217H212ZM221 217H219L218 219H220ZM222 218H224L223 216H222ZM255 218H256V216H255ZM147 219V218H146ZM156 219V218H155ZM188 219H190V218H188ZM208 219V220H209ZM226 219V218H225ZM254 219V218H253ZM135 220H139V219H137V217H135ZM135 220H134V222H135ZM149 220L151 221V219L149 218ZM149 220H147V222L149 221ZM153 220V222H155V225H156V220L154 221V218L152 219ZM179 220V219H178ZM182 220V221H183ZM191 220V219H190ZM189 220V221H190ZM235 220V219H234ZM237 220V219H236ZM235 220V221H236ZM136 221V222H137ZM149 221V222H150ZM182 221H180V222H182ZM226 222H228L227 220H225ZM242 222H244V220H241ZM249 221V220H248ZM250 221H251V219H250ZM250 221L248 222V223H250ZM131 222H133V220H131ZM158 222V223H159ZM172 222H173V220H172ZM173 222V223H174ZM185 222H187V220L185 221L184 220V224H185ZM216 222V221H215ZM232 222H234V221H232ZM245 222H246V220H245ZM150 223H152V222H150ZM189 223V222H188ZM191 223V222H190ZM209 223H211V222H209ZM208 223V224H209ZM220 223V222H219ZM221 223H223V221L221 222ZM220 223V224H221ZM225 223V222H224ZM230 223V222H229ZM132 224V223H131ZM138 224H140L139 223V221H138ZM138 224H136L135 225V229H136V232H135V234H134V231H133V234H134V236L133 237H135L136 238V241H138V243L139 242H141L142 243V241H144V243L146 242V243H148L149 245H153V243L154 242H151V239H149L150 237H145L144 238V235H142V237L140 236V235H138L139 234V226H138ZM147 224V223H146ZM187 224V223H186ZM197 224H195L194 223V225H197ZM207 224V226L206 227H208L209 225ZM219 224V225H220ZM228 224V223H227ZM242 224H244V223H242ZM242 224L240 223V222H236V225H235V223H233V225H235L236 226V229H238V230H240L241 231V229H242ZM141 225H144L143 223L141 224ZM140 225V226H141ZM149 225V224H148ZM147 225V226H148ZM151 225V224H150ZM153 225H154V223H153ZM179 225H180V223H179ZM191 225V224H190ZM230 225H232V224H230ZM246 225H247V222H246ZM251 224H249V226H250ZM133 226H134V224H133ZM145 226V225H144ZM152 226V225H151ZM200 226L201 225H199V228H200ZM201 226V227H202ZM234 226V227H235ZM142 227V226H141ZM159 227H160V225H159ZM206 227L205 228H202V229H205V230H209V228L208 229H206ZM221 227H222V225H221ZM252 227V226H251ZM251 227H249L250 228V230H251ZM143 229H144V227H142ZM149 228H150V226H149ZM148 228V229H149ZM152 229H154L153 228V226L151 227ZM161 228V227H160ZM214 228V227H213ZM227 228V227H226ZM246 227H244L243 229L244 230H246V232L248 231L249 232V230L248 229H245ZM248 228V227H247ZM134 229V228H133ZM134 229V230H135ZM146 229H147V227H146ZM145 229V230H146ZM201 229V228H200ZM215 229V228H214ZM229 229H230V226H229ZM228 229V230H229ZM242 229V230H243ZM155 230V229H154ZM157 230V229H156ZM158 230H160L161 231V229H159L158 228ZM157 230V231H158ZM190 230L192 231V233L190 232ZM204 230V231H205ZM143 230H141V234H143V232H142ZM159 231V232H160ZM201 231V230H200ZM217 231V230H216ZM232 231V230H231ZM240 231L238 232L239 233V235L241 234L240 233ZM253 230H251V232H252ZM145 232V231H144ZM148 232V231H147ZM155 232V231H154ZM207 234H206V236L209 234V232H207V231H205ZM251 232H249L250 234H251ZM152 233H153V231H152ZM152 233H150V234H152ZM185 233V232H184ZM191 233V234H190ZM197 234H198V232H196ZM204 232H202L201 234H203ZM214 233H215V231H214ZM244 233H245V231H244ZM148 234V233H147ZM200 234V233H199ZM200 234V235H201ZM232 234V233H231ZM248 234V233H247ZM191 235H193V237L191 238L190 236ZM210 235V234H209ZM211 235H212V233H211ZM232 235H234V234H232ZM246 235V234H245ZM131 236V235H130ZM198 235H196V237H194V238H198V237H200V236H198ZM203 236H204V234H203ZM219 236V235H218ZM230 236V235H229ZM228 236V237H229ZM240 236H242V234L240 235ZM238 237V240H239V238H241V237ZM244 236V235H243ZM187 237V238H186ZM188 237H189V239H188ZM205 237V236H204ZM204 237H201V238H204ZM209 237V238H208ZM210 237L211 236H207L205 239L206 240H204V241H207V238L211 241L212 240V237H211V239H210ZM214 237V236H213ZM230 237H232V236H230ZM250 237V236H249ZM252 237V236H251ZM142 238V239H141ZM152 238V237H151ZM134 239V238H133ZM140 239V240H139ZM187 239V240H186ZM223 239V238H222ZM221 239V240H222ZM231 239V238H230ZM229 239V240H230ZM246 239H249V238H246ZM252 239H254V238H252ZM251 239V241H253ZM128 241H129V238L127 239ZM198 241H201V240H199V238L197 239ZM208 240V241H209ZM225 240V239H224ZM231 240H233V239H231ZM242 240H245V238L244 239H242ZM132 241V238H131V240L129 241V242H131ZM152 241H153V239H152ZM193 241L194 242H196L195 241V239H193ZM192 241V242H193ZM197 241V242H198ZM203 241V239H202V241H201V243L202 242H204ZM210 241L208 242L209 244H210ZM223 241V240H222ZM237 241V240H236ZM241 241V240H240ZM250 241V242H251ZM133 242V241H132ZM191 242V244H194V243H192ZM234 242L235 241H233V244H234ZM246 242H249V241H247V240H245V243ZM249 242V243H250ZM254 242V243H255ZM134 243V242H133ZM136 243V242H135ZM137 243V244H138ZM141 243H139V244H141ZM157 243V242H156ZM200 242H198V243H195V245L197 244H201ZM211 243H214V241L212 240V242ZM240 243H242V242H240ZM249 243H248V245H249ZM131 244V243H130ZM129 244V245H130ZM137 244H136V246H137ZM138 244V245H139ZM204 244H206L205 242H204ZM203 244V245H204ZM216 244V243H215ZM214 244V245H215ZM222 244H224V243H222ZM132 245H134V244H132ZM146 246H147V244H145ZM159 245V244H158ZM157 245V246H158ZM159 245V246H160ZM186 245V246H185ZM194 245V246H195ZM196 245V246H197ZM207 245V244H206ZM205 245V246H206ZM212 245L213 244H210L208 247L209 248H211L212 247ZM229 245L231 246V244H230V242H229ZM229 245H227L228 247H229ZM251 245H252V243H251ZM250 245V246H251ZM127 246H128V244H127ZM199 246V245H198ZM233 246H235V244L233 245ZM243 246V245H242ZM241 246V248H244L245 247V244H244V247H242ZM130 247V246H129ZM150 247V246H149ZM156 247V246H155ZM184 247H186L189 251H185V250H187V249H183ZM214 247V246H213ZM249 247V246H248ZM146 248V247H145ZM164 248V249H165ZM197 248V247H196ZM201 248V247H200ZM206 247H204V249H205ZM220 248H222V250L224 251V249H223V246H220ZM220 248H219V250H220ZM224 248H225V246H224ZM239 248V247H238ZM241 248H239V250L241 249ZM246 248V247H245ZM251 248H254V247H251ZM128 249V248H127ZM129 249H131V248H129ZM137 249V248H136ZM147 249V248H146ZM199 249V248H198ZM225 249H227V248H225ZM249 250H251L250 248H248ZM132 250V249H131ZM130 250V251H131ZM145 250V249H144ZM196 250L197 249H195L194 251H195V255H196ZM213 250H217V249H212V251ZM222 250H220V253H219V257H220V254L222 253L221 251ZM238 250V251H239ZM133 251V250H132ZM135 251V250H134ZM137 251V250H136ZM141 251V250H140ZM165 251H167V249L165 250ZM162 252L163 254L164 253H166V252ZM194 251H192V252H194ZM200 251H202V252H204L203 251V248L200 250ZM211 251V250H210ZM209 251V249H208V252L211 254L212 253V251L210 252ZM214 251V252H215ZM218 251V250H217ZM216 251V252H217ZM231 252H232V250H230ZM230 251H229V255H231L230 254ZM237 251V252H238ZM242 251H244V250H240V253L242 254ZM142 252L144 253V251H141V252H138L139 254L141 253L142 254ZM169 252H170V250H169ZM191 252V251H190ZM191 252V253H192ZM201 252V253H202ZM205 252L206 253H208L206 250H205ZM214 252L211 254V255H209V254H207V255H209L210 256V258H212L211 256H213V254H214ZM215 252V253H216ZM228 252V251H227ZM226 252V250H225V252H223L222 254H224V256H225V254L227 253ZM236 252V253H237ZM247 252H249L248 250H247ZM131 253V252H130ZM149 253H151V252H149ZM167 253H168V251H167ZM200 253V254H201ZM206 253H205V255H206ZM239 253V252H238ZM147 254V253H146ZM159 254H161L160 252H159ZM170 254V253H169ZM172 254V253H171ZM170 254V255H171ZM193 254V253H192ZM197 254H198V252H197ZM240 254V255H241ZM262 256H261V255ZM194 255V254H193ZM199 255V254H198ZM197 255V256H198ZM207 255H206V257H207ZM216 255H218V254H216ZM216 255L215 256H213V257H216ZM141 256V255H140ZM145 256V257H144ZM146 256L147 255H145V254H143V256L142 257H144V259L146 258ZM149 256V255H148ZM157 256H159V255H157ZM165 256V255H164ZM167 256H168V254H167ZM200 256V255H199ZM222 256V255H221ZM223 256V257H224ZM239 255L238 254H236V256H234V258L235 257H238ZM200 257H202V256H200ZM205 257V256H204ZM218 257V256H217ZM219 257L218 258H216L217 260H221V258L223 259V257H221L220 259H219ZM229 257V256H228ZM233 257V256H232ZM250 257V256H249ZM151 258V257H150ZM159 258H161V256H159ZM166 258V259H165ZM165 258H163V260L165 259L166 260V264L167 263H169L170 261H171V263H173L172 262V260H170V261H167V259L169 260V258H167V257H165ZM208 258V257H207ZM230 258V257H229ZM155 259H156V257H155ZM154 259V260H155ZM172 259V258H171ZM242 259V258H241ZM149 260V259H148ZM148 260H146V261H148ZM151 260H152V258H151ZM162 260V259H161ZM162 260V261H163ZM203 260V259H202ZM207 260V262L205 263V264H219V263H221L222 262V260L219 262L218 261V263L216 262L217 260H212V262L211 261H208L209 259H206ZM224 260V259H223ZM232 260V259H231ZM238 260H239V258H238ZM153 261V260H152ZM157 261V260H156ZM156 261H155V264H157L156 263ZM204 261V260H203ZM213 261H215V262H213ZM149 262V261H148ZM148 262H146V263H148ZM205 262V261H204ZM231 262H233V261H231ZM230 262V263H231ZM242 262V261H241ZM152 263V262H151ZM159 263H160V261H159ZM158 263V264H159ZM163 264H165L164 262H162ZM229 263V262H228ZM227 263V264H228ZM229 263V264H230ZM150 264V263H149ZM153 264V263H152ZM175 264V263H174ZM204 264V263H203ZM221 264H223V263H221Z\"/></svg>","mask_w":264,"mask_h":264},{"label":"built area","instance_id":"obj_3","mask_svg":"<svg viewBox=\"0 0 264 264\" xmlns=\"http://www.w3.org/2000/svg\"><path fill=\"white\" fill-rule=\"evenodd\" d=\"M87 3V12L91 13L92 8L94 9V13H97L103 17H106L108 21L112 23H117L120 20H123L126 16H128V12L126 14L120 15L116 14L115 10H112L111 6H108L103 0H84Z\"/></svg>","mask_w":264,"mask_h":264}]
</instances>
